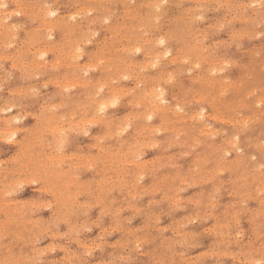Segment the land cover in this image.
I'll return each mask as SVG.
<instances>
[{"label":"rangeland","instance_id":"1","mask_svg":"<svg viewBox=\"0 0 264 264\" xmlns=\"http://www.w3.org/2000/svg\"><path fill=\"white\" fill-rule=\"evenodd\" d=\"M16 1H17V3H16ZM31 1L32 0H26V1L25 0H14V1L13 0H0V20H1L0 25H2V19L5 16L9 15V13H10L9 18H8L9 20L7 18L5 19L7 24L4 22L3 25L0 26V57L2 58V59H0V67H1L0 70L1 71L3 70L2 72L0 71V73H1L0 74V86L2 85L0 87L1 88L0 89V111H1L0 112V134H1L0 135V159L2 160V161L0 160V179H2V181L0 180L1 181L0 182V218L2 219V220L0 219V240H2V241H0V243H1L0 244V251H1L0 252V264H97V263L98 264H105V263L106 264H112L113 262H114L113 264H162V263L163 264H176V263L177 264H188V263L189 264H220V263L221 264H255V263L256 264H264V213H263L264 212V72H263L264 71L263 70V68H264V52H263L264 51V1L263 0H259V1L258 0H254V1L253 0H227V1L226 0H217V1L216 0H183V1L182 0H160V1L159 0H131V1H128V0H123V1H121V0H109V1L108 0H91V1L90 0H88V1L87 0H41L40 1V0H38V2H37V0H33L35 3H33V1L31 3ZM85 1H87V2H85ZM126 1H127V3H126ZM153 1H154V4H153ZM180 1H182L184 3L180 2ZM199 2H201V3H199ZM228 2H230V5ZM5 3H7V4H5ZM156 3H159V4H156ZM242 3H245L247 5L242 4ZM115 4H117V5H115ZM44 6L47 9V11L48 10H56V14L46 15L45 14L46 10H44ZM88 6H89V8H87ZM96 6H98V7H96ZM152 6H153V8H151ZM193 6H195V8ZM235 6H236V8H235ZM238 6H240V7H238ZM187 8H188V10H187ZM25 9H26V11H25ZM145 9H147V10H145ZM2 10H4V11L1 12ZM15 10H16V12H15ZM185 10H187V11H185ZM194 10H195V12H194ZM30 13L32 14L31 15L32 18L29 16ZM11 14H13V15H11ZM37 15L40 17H38V18L35 17ZM185 16H187V17L183 18ZM188 16H190V17H188ZM52 17H54L56 20ZM244 18H246V19H244ZM63 19H65V20H63ZM5 20H3V21H5ZM62 20H63V22H62ZM153 20H155L156 22ZM249 20H252V21H249ZM225 21H226V23H225ZM247 21H249V22H247ZM50 22H52V23H50ZM58 22L61 24H59ZM66 23H68V24L72 23L71 24L72 26L70 24L68 25ZM51 24L52 25L56 24V25L53 28V26L52 27L49 26ZM250 24H251V26H250ZM60 25H62V26H60ZM158 25H160V26H158ZM9 26L10 27L12 26V27L10 28ZM120 26H121V28H120ZM253 26L255 27V29H253ZM116 27H118V28H116ZM37 28H38V30H37ZM63 28H64V30H63ZM102 28H104V29H102ZM105 28H106V30H105ZM141 29H142V31H141ZM26 30H28V31H26ZM70 30H71V32H70ZM235 30H236V32H235ZM14 31H16V32H14ZM116 31H119V32L117 33ZM127 31H128V33H127ZM148 31H149V33H147V35H146V32H148ZM231 32H232V35H231ZM35 33H36V35H35ZM70 33H71V35L69 36ZM122 33L124 34V36ZM130 34H132V36ZM141 34L142 35L144 34L145 36L144 35L142 36ZM166 34H167V36H166ZM256 35H258V36H256ZM112 36H113V38H112ZM231 36H232V38H231ZM251 36H254V37L252 38ZM128 37H130L131 40ZM166 37H167V39H166ZM29 38H31V39H29ZM164 38H165V40H164ZM1 39L2 40L4 39V41H2ZM42 39H44V40H42ZM80 39H81V41H80ZM126 39H128V42H126L127 41ZM139 39H140V41H137ZM148 39H150V40H148ZM204 39H206V40H204ZM64 40H66V41H64ZM68 40H69L70 45L68 43H65V42H68ZM144 40H146V41L144 42ZM178 41H179V43H178ZM235 41L237 42V44L234 43ZM3 42L6 43L5 46L3 45L4 44ZM10 42H11V44H9ZM31 42L33 45H31ZM61 42H62V44H61ZM89 42H91V43H89ZM58 43H59V45H58ZM121 43H122V45H121ZM147 43H149V44H147ZM48 44H49V48H48ZM55 44L58 45L59 47L56 46ZM63 44L65 45V47ZM106 44L108 47L106 46ZM44 45H45L46 49L48 48L47 50L46 49L43 50V48H45ZM62 45H63V47H62ZM109 45L112 46L113 48L110 47ZM153 45H154V47H152ZM60 46H61V48H60ZM260 46L262 47V51H261ZM143 47H144V49H142ZM69 48H71L72 50ZM75 48L77 50H74ZM106 48H107V50H106ZM257 48H258V50H256ZM4 49H5V52H4ZM40 49H42V50H40ZM114 49H115V51H114ZM6 50H7V54H6ZM25 50H27V51H25ZM57 50L60 52V54L58 53ZM151 51L153 52V54ZM23 52H25L24 55H23ZM118 52H119V54H118ZM18 54L20 56H18ZM16 55H17V57H15ZM45 55H46V57H45ZM174 55H176L177 57ZM210 55H213V56H210ZM107 56H109V57H107ZM118 56L119 57L121 56V57L118 59ZM156 56H158L160 58H156ZM192 56H193V58H192ZM66 57H69V59ZM75 57H77V58H75ZM111 57L116 58V59H113V58L111 59ZM17 58H19V59L15 60ZM36 58H38V61ZM70 58H73V59H70ZM105 58H106V60H105ZM126 58H127V60H126ZM66 59L68 61H66ZM94 59H97V60H94ZM107 59H109V60H107ZM129 59H131V60H129ZM169 59H171V60H169ZM189 59L192 60L193 62L190 63ZM250 59L252 62L250 61ZM254 59L256 60V62L254 61ZM64 60H65V62H64ZM70 60H72L74 64L71 63ZM114 60L116 62H114ZM135 60L139 61V62L138 63L136 62V64H135V62H134ZM151 60H152V62H151ZM172 61H173V63H172ZM15 62L16 63L18 62V63L16 64ZM113 62H114V64H113ZM130 62H132V63L134 62L133 65ZM149 63L150 64L153 63V64L150 65ZM249 64H250V67H248ZM66 65H67V67H65ZM118 65H119V67H118ZM137 65L140 67H137ZM158 65H159V67H158ZM255 65H257V66H255ZM26 66H27V68H26ZM72 66H74V67H72ZM81 66H82V68H81ZM83 66H84V68H83ZM102 66H104V69H106V70H104V71L101 70V69H103ZM150 66H151V68H150ZM207 66L209 67L208 70H206ZM94 67H95V69H94ZM145 67L146 68L148 67V68L146 69ZM197 67H198V69H197ZM252 67H255V68L252 70ZM53 68H54V70H53ZM141 68L143 69V72H141ZM245 69L248 73L245 71ZM124 70H126V72ZM164 70H165V72H164ZM105 71H106V74H105ZM136 71H139V73ZM129 72H130V74H129ZM252 72H253V74H252ZM76 73H78V74H76ZM179 73H181V74H179ZM250 73L254 76V78H252V75ZM114 74H115V76H114ZM4 75H5V77H4ZM112 75H113V77H112ZM129 75H130V77H129ZM208 75H210V76H208ZM10 76H12V77L10 78ZM118 76H120V77H118ZM158 76L159 77L162 76V77L159 78ZM136 77H137V79H136ZM248 77L250 78V80L251 79L252 80L250 81L248 79ZM72 78H74V79H72ZM98 78H100V79H98ZM154 78H155V80H154ZM66 79L67 80L69 79L70 81L69 80L67 81ZM85 79H87V80H85ZM123 79L124 80L126 79V80L124 81ZM73 80H74V82H73ZM203 80H204V82H203ZM213 80H214V82H213ZM90 81H91V84H90ZM152 81H153V83H152ZM216 81H219V83ZM228 81H230V82H228ZM86 82H88V83H86ZM167 82H169V83H167ZM250 82H251V84H250ZM252 82H254V83H252ZM93 83H94V85H92ZM141 83H143V84H141ZM146 83H147V85H146ZM211 83H212V85H211ZM227 83H229V84L227 85ZM85 84H86V86H85ZM243 84L245 86L248 85L250 87H248V86L245 87ZM99 85H100V87H98ZM110 85H112V86H110ZM231 85H233L234 87H232ZM209 86H212L211 89ZM218 86H221V87L218 88ZM243 86H244V88H243ZM15 87H16V89H15ZM112 87H116V88H114L115 91L113 90ZM119 87H121V88H119ZM157 87H158V89H160V87L162 90L164 89L163 92H164V95H165L167 101L163 102L164 105L163 104L162 105L166 107L167 110H165V111H164L165 107H163V106L161 107V109H156V108H153L152 106H150L147 103V101L145 100V96H143L144 94L145 95L148 94L146 92H150L151 88L154 89ZM251 87H254V89H252ZM142 88H144V89H142ZM184 88H186V89H184ZM221 88H222V90H221ZM238 88H239V90H238ZM13 89H15V90L13 91ZM17 89H20V90L17 91ZM132 89H133V91H132ZM97 90L98 91L100 90V91L98 92ZM128 90H129L130 94H128ZM194 90H196V91H194ZM203 90H205V91L202 93ZM254 90L256 91V93ZM11 91H12V93H11ZM16 91H17V93H16ZM229 91H232V92H229ZM250 91H251V95L249 94ZM65 92H67V93H65ZM126 92H127V94H126ZM141 92L144 94L141 95L140 94ZM196 92H197V94H196ZM200 92L202 93L203 97L201 96ZM225 92H228V93L225 94ZM239 93H241V94H239ZM66 94H68V95H66ZM123 94H125V95H123ZM136 94H139V95H136ZM222 94H224V95H222ZM238 94H239V96H241V98L238 97ZM245 94L248 96L246 97ZM253 94H255V95H253ZM33 95H35V96H33ZM109 95H110V98H108ZM112 95H114V96H112ZM242 95H243V98H242ZM140 96H142L143 98ZM205 96H206L207 100H206V98H204ZM116 97H117V99H116ZM134 97H135V100L133 99ZM137 97H138V99H137ZM173 97H175V98H173ZM208 97L210 99H208ZM86 98H88V99H86ZM212 98H213V100H212ZM237 98H239L240 100H238ZM203 99H205L204 102H203ZM242 99L244 101L245 100L246 101L244 102ZM5 100H7V102ZM14 100H15V102H14ZM61 100L65 101V102H62ZM78 100H80V102ZM98 100L100 101V103L106 101V107L103 109L104 111L103 110L100 111V109H99L98 110L99 114L98 113L94 114V113H96L95 108L97 109V108L101 107V106H98V104H99ZM109 100H111V102ZM241 100H242V102H241ZM258 100H259V102H258ZM117 101H118V103H117ZM234 101H237V102L234 103ZM145 102H146V104H145ZM167 102H169V103L167 104ZM84 103H85V105H84ZM86 103H87V105H86ZM130 103H132V104H130ZM244 103L245 104L247 103L248 106L245 105ZM12 104H13V106H11ZM220 104H222V105H220ZM234 104L236 105L235 108L233 106ZM82 105H83V107H82ZM108 105H109V107H108ZM244 105H245V107L247 106V108H245ZM242 106H243V108H242ZM238 107H240L242 109H240ZM257 108H258V111H256ZM201 109H204L203 114L198 116L197 112L198 111L200 112ZM216 109L218 110V112ZM85 110H87L88 113L85 112ZM81 111H83V112H81ZM129 111L130 112L132 111V113L130 114ZM84 112H85V114H84ZM133 112H135V115ZM136 112H138V113H136ZM166 112H168V113H166ZM48 113L50 114V116ZM79 113H82L83 115L82 114L80 115ZM126 113H127V115H126ZM141 113H142V115H144L143 116L144 119H142L143 117H142ZM183 113H185L186 115ZM204 113L207 115H204ZM138 114H139V116H138ZM12 115L14 118L12 117ZM14 115L17 117H15ZM53 115H56V117L55 116L51 117ZM100 115H102V117ZM131 115L133 117H131ZM187 115H188V117H187ZM63 116H65V117H63ZM135 116H137L139 119ZM215 116H217V117H215ZM147 117H148V119H146ZM214 117H215V119H214ZM58 118H60L59 121H58ZM79 118H81V120ZM95 118H98V119H95ZM197 118H198V120H197ZM224 118H225V120H223ZM100 119H101V121H100ZM162 119H163V121H162ZM164 119H165V121H164ZM5 120H7V122H5ZM53 120H54V122H53ZM103 120H104V123H103ZM122 120L123 121L127 120L125 122H129V125H126L125 122H123ZM55 121H56L57 125H55ZM91 121L93 122V124L91 123ZM8 122L10 123V125ZM73 122H75V123H73ZM158 122L160 123V125ZM168 122H170V123H168ZM250 122H251V124H250ZM6 123H7V125H6ZM113 123H114V125H113ZM190 123H191V126H190ZM204 123H206L207 125ZM59 124L60 125L62 124V126H60ZM77 124H78V126H76ZM107 124H109V125H107ZM150 124H153V125H150ZM194 124L197 125L198 128L195 127ZM155 125H157L158 127ZM108 126H110V129L108 128ZM163 126H167V128H165ZM211 126H213L212 131H211ZM41 128H43V129H41ZM115 128H116V130H115ZM161 128L162 129L164 128V129L162 130ZM61 129L64 130L67 134L64 131H62ZM107 129H109V132ZM46 130H47V132H46ZM50 130H52V131H50ZM106 130L108 133L106 132ZM153 130H155V131H153ZM157 130H158V132H157ZM243 130H244V132H243ZM42 131H43V133H42ZM133 131H135V132H133ZM150 131H153V132H151L153 134H151V133L148 134V132H150ZM174 131H176V132H174ZM111 132H112V134H111ZM119 132H121L122 134ZM37 133H39L38 135H40V134L41 135L38 136ZM27 134H28V136H27ZM31 134H33V135H31ZM42 134H43V136H42ZM51 134L53 135L52 141H51ZM147 134H148V136H147ZM176 134H178V135H176ZM7 135H10L9 136L10 138ZM94 135H95V137H94ZM98 135H100L99 136L100 138H98ZM137 135H139V137ZM189 135H191V136H189ZM209 135H210V137H209ZM237 135H238V137H237ZM206 136H207V138H206ZM6 137L9 138V140ZM231 137L234 139L237 138L236 141L239 142L241 148L243 149V150L240 149L242 151V154H238L241 157H239V156L236 157V155L233 153V150H231V145L228 142V140ZM93 138H95V139H93ZM101 138H103V139L101 140ZM118 138H120L121 140ZM135 139L137 142L135 141ZM156 139H158V140H156ZM180 139L182 142L180 141ZM68 140H70V142ZM147 140H149L150 143ZM152 140H154V141H152ZM174 140H176V141H174ZM20 141H22V142H20ZM25 141H27V143H25ZM131 141H132V143H131ZM99 142H100V144H99ZM124 142H125V144H124ZM152 142H155V143H152ZM169 143H171V146ZM222 143H224V144H222ZM228 143L230 146L228 145ZM54 144H56V145L54 146ZM68 144H69V146H68ZM95 144H96V146H95ZM134 144L136 145V147L134 146ZM57 145H59L60 147ZM131 146L134 147L135 149L134 148L132 149ZM19 147H20V150H19ZM128 147L131 148V150L133 152L131 150H129V151L126 150V149H129ZM219 147L220 148L222 147V148L220 149ZM51 148L52 149L54 148L57 152L54 151V149L52 150ZM101 148L102 149L104 148V149L101 150ZM117 148L119 149V151ZM136 149H138V150H136ZM104 150H105V152H104ZM240 150L238 151V153H241ZM114 151H116V152H114ZM137 151L140 154H137L136 153ZM33 152H34V154H33ZM130 152H132V153H130ZM177 152H178V154H177ZM187 152H189V153H187ZM77 153H78V155H77ZM106 153H107V155H106ZM110 153L112 154V156H110L111 155ZM32 154H33V156H32ZM97 154H101V156L97 155ZM117 154H119L120 157H118ZM124 154H126V155H124ZM131 154H135L136 157H135V155L132 156ZM164 154H166V155H164ZM243 154H244V156H243ZM38 155L40 156L39 158H37ZM50 155H52L51 156L52 158L50 157ZM93 155H94V157H92ZM181 155H183V156H181ZM127 156H129V157H127ZM154 156H158L159 158L154 157ZM219 156H222V158L221 157L219 158ZM16 157H18V158H16ZM33 157H35V158H33ZM111 157H113L114 160ZM245 157H246V160H245ZM125 158H126V160L124 161ZM25 159H26L27 163H24ZM110 159H112L115 163ZM115 159H117L118 161L117 160L115 161ZM219 159H221V160H219ZM241 159H243L244 161ZM22 160H23V163H21ZM58 160L60 163L58 162V164H57ZM197 160H198V162H197ZM31 161H32V163H31ZM96 161H99V162H96ZM195 161H196V163H194ZM18 162H20V163H18ZM232 162L233 163L235 162L236 164L235 163L233 164ZM28 163L29 164L31 163V165H33V166L29 165ZM93 163L95 165H98V166H94ZM238 163H239V165H238ZM115 164H117L118 166ZM122 164H124V165H122ZM140 164H142L144 167V169H142L143 172H141L142 170L140 168H138V167L143 168L142 165H140ZM174 164H176V165H174ZM59 165H60V167H59ZM217 165H218V167H217ZM52 166L54 167L55 172H54ZM124 166L128 167L129 170L127 168H125ZM157 166H159V167H157ZM12 167H13V169H11ZM44 167H45V169H44ZM75 167H77V168H75ZM107 167H109V171H108ZM112 167L114 169H112ZM35 169H38V170H35ZM76 169H77V171H76ZM78 169L81 171H79ZM115 169H117V170H115ZM121 169H123V170H121ZM136 169H138V170H136ZM12 170H13V175H12ZM14 170L17 172H15ZM113 170H115V171H113ZM243 170H245V172ZM25 171H26L27 175H26ZM33 171H34V173H33ZM120 171H122V172H120ZM133 171H134V173H133ZM18 172L20 175L18 174ZM21 172H24V173H21ZM65 172H66V176L64 175ZM176 172L179 173L178 176H177ZM31 173L34 174V176ZM71 173L73 174L72 176H71ZM103 173H104V175H103ZM16 174H17V176H16ZM75 174H77V175H75ZM121 174H122V176H121ZM210 174L214 175L215 178H214V176H211ZM62 175H64V176H62ZM78 175H80L79 178H78ZM106 175H107V178H106ZM130 175H131V177H130ZM140 175H142L141 176L142 178L140 177V179H142L141 181H139ZM37 176H40L41 179L38 178ZM42 176L44 179L42 178ZM135 176L137 177V179ZM52 177H54V178H52ZM121 177H123L124 180H121V179H123ZM24 178H25V180H24ZM65 178L68 180L66 181ZM181 178H182V180H181ZM3 179H5V180H3ZM63 179L65 180V182H68L70 185L63 182ZM99 179H100V181H99ZM47 180H48V182H47ZM107 180H108V182H107ZM111 180H112L113 184H111ZM117 180L120 181L121 183L120 182L118 183ZM137 180H138V182H136ZM185 180L187 181L186 183L184 182ZM56 181L58 182V185H57ZM61 181H62V183H60ZM69 181H71L72 183H70ZM83 181H84V183H83ZM101 181H103V182H101ZM181 181H182V183H181ZM9 182H10V184H9ZM74 182H75V184H74ZM80 182H82V184ZM123 182L125 185L123 184L124 186L123 185L121 186V184ZM125 182H127V183H125ZM134 182H136V183H134ZM151 182H152V184H150ZM13 183H15V184H13ZM86 183L88 184V186ZM97 183L98 184L100 183L101 186L98 185ZM103 183H105V184H103ZM47 184L49 187H47ZM51 184H52V186H51ZM91 184H92V186H91ZM126 184H128V185H126ZM153 184L155 186H153ZM65 185H67V186H65ZM130 185H132V186H130ZM141 185H143V186H141ZM12 186L14 187V189ZM98 186L102 190H100L98 188ZM117 186H118V188H117ZM77 187H78V189L76 190L75 188H77ZM87 187L90 190L87 191ZM168 188L171 191L168 190ZM202 188H203V190H202ZM233 188L235 190H233ZM135 189H137V190L134 191ZM144 189H145V191H144ZM183 189H184V191H183ZM3 190H5L6 192H4ZM60 190L62 192L64 190L66 192H68V191L69 192L67 194L64 191L62 194V192ZM91 190H93V192ZM106 190H108V191H106ZM156 190H159V191L154 193ZM102 191H104L103 192L104 194H108V195H106V197H105V195L102 194ZM79 192H81V193H79ZM134 192H136V193H134ZM202 192H203V194H202ZM236 192H238V193H236ZM258 192H260V193H258ZM126 193H129V195ZM2 194H3V196H2ZM87 194H88V196H87ZM91 194H93V195H91ZM133 194H134V196H133ZM170 194H171V196H170ZM249 194H250V196H249ZM186 196H187V198H186ZM59 197L62 199L61 202H60V200H58V199H60ZM64 197H65V201H63ZM73 197H74V199H73ZM165 197H166V199H165ZM133 198H134V200H133ZM177 198H178V200H177ZM198 198H200V200ZM261 198L263 201L261 200ZM92 199H94V200H92ZM10 200H13V201L10 202ZM29 200H30V202H29ZM32 200L34 201L33 203H31ZM38 200H39V203H37ZM41 200H43V201H41ZM85 200H86V202H85ZM107 201H108V205H107ZM94 202L97 204H95ZM148 202H150V203H148ZM11 203H13V205ZM22 203H25L26 205L25 204L23 205ZM209 203H211V204H209ZM8 204H10V205L8 206ZM30 204H32V205H30ZM69 204H71V205L73 204V206L71 207V205H69ZM44 205H46V207ZM167 205H169V206H167ZM130 206L132 209H130ZM175 206H177V207L175 208ZM3 207L5 209H7V208L8 209L5 210ZM38 207L40 209H37ZM60 207L62 209H60ZM140 207H141V209L142 208H144V209H142L141 211L138 210V209H140ZM135 208L137 210H135ZM211 208H213V209H211ZM10 209L13 211H11ZM20 209H21V211H20ZM108 209H110V210L107 211ZM225 209H227V210H225ZM58 210H59V212H58ZM115 210H116V212H115ZM241 210H242V212H241ZM256 211H258V212H256ZM104 212H105V214H104ZM146 212H148V213H146ZM7 213L9 214V216L7 215ZM67 213L70 216L67 215ZM74 213H76V214H74ZM257 213H259V214H257ZM154 214H156V215H154ZM18 215H19V217H21L23 215L22 216L23 220L17 219ZM189 215H191V216H189ZM234 215H236V216L234 217ZM11 216L14 219L11 218ZM49 216H50V218H49ZM76 216H78V217H76ZM37 217H39V218H37ZM57 217H58V219H57ZM62 218H64V219H62ZM124 218H125V220H124ZM188 219L190 222L188 221ZM39 220H41V221H39ZM57 221H58V223H57ZM65 221L67 222V224ZM85 222H87L86 225H85ZM101 222H103V223H101ZM112 222H114V223H112ZM40 223H42V224H40ZM45 223H46V226H45ZM55 223H57V224H55ZM96 223H98V225ZM14 224H15V227H14ZM115 224H116V226H115ZM23 225H25V226H23ZM41 225L43 226L42 229H41ZM224 225H226L227 228ZM161 226L164 228H162ZM254 226H255V229H253ZM47 227H48V229H47ZM111 227H113V230ZM114 227H115V229H114ZM121 227H122V229H121ZM4 228H5V230H4ZM8 228H9V230H6ZM45 228H46V232H45ZM68 228H70V229H68ZM177 228H178V231H177ZM214 228H216V229L214 230ZM34 229L36 232L34 231ZM73 229L75 232L72 233ZM140 229H141V231H140ZM219 229L221 230V232ZM125 230L128 232L129 231H131V232L128 233ZM41 231H42V233H41ZM64 231H65V234L63 233ZM188 231H189V233H188ZM141 232H142V235H141ZM19 233H20V235L22 234L21 237L19 236ZM57 233H59V234H57ZM215 233H217L218 236H216ZM238 233H239V235H237ZM189 234H190V236L192 234V236L190 237ZM68 235H70V236L68 237ZM1 236H3V238H1ZM11 236H14V237L11 238ZM41 236H42V238H41ZM141 236H142V238H140ZM99 237H100V240H99ZM183 237H184V239H182ZM254 237H256V238H254ZM136 238L138 239V241ZM10 239H11V241H10ZM18 239H19V241H18ZM72 239L75 241H73ZM77 239H78V242H77ZM145 239H147V240H145ZM234 239L236 240V243H234L235 242ZM254 239H255V241H254ZM177 240H179V241H177ZM34 241H36V242H34ZM229 241L233 242V244L232 243L229 244ZM252 241H253V244H252ZM120 242H122L121 243L122 245L120 244ZM26 243L28 245H26ZM31 243H33V244H31ZM34 243H35V246H34ZM217 243H219V244H217ZM113 244H115V245H113ZM160 244H161V246L159 247ZM222 244H224V245L222 246ZM243 244H245V245H243ZM8 245L11 247H8ZM59 245L60 246L63 245V247H60ZM97 245H99V246H97ZM84 247H86L87 249L85 248L86 249L85 250ZM252 247H253V251L251 250ZM11 248L13 249L12 251H11ZM62 248H64V249H62ZM240 248H241V250H240ZM9 249H10V252H9ZM40 249L42 251H40ZM83 249H84V251H83ZM224 249H226V250H224ZM248 250H249V253H248ZM44 251H45V253H44ZM66 251H69V253H67ZM153 251H154V253H153ZM182 251H184V252H182ZM243 251L245 253H243ZM25 252H27V253H25ZM1 253H3V254H1ZM8 253H10V255ZM163 253H164V255H163ZM207 253H209L208 256H207ZM19 254H20V256H18ZM200 254H202V255H200ZM218 254H220L222 257ZM228 254H229V256H228ZM8 255H9V257H8ZM12 255L14 258L12 257ZM23 255H26V256H23ZM127 255L130 257H128ZM217 255L220 256L219 259H218ZM232 255H235V256L233 257ZM19 257H21V258H19ZM24 257H26L27 259ZM37 257H39L40 259ZM6 258H8V259H6ZM9 258L12 260V262L10 261ZM35 259H37V260H35ZM66 259H68V260H66ZM256 259H257V261H256ZM77 260H78V263L76 262ZM197 260H198V262H197ZM14 261H16L18 263H15ZM193 261H194V263H193ZM249 261H251V262H249ZM95 262H97V263H95Z\"/></svg>","mask_w":264,"mask_h":264},{"label":"bare ground","instance_id":"2","mask_svg":"<svg viewBox=\"0 0 264 264\" xmlns=\"http://www.w3.org/2000/svg\"><path fill=\"white\" fill-rule=\"evenodd\" d=\"M13 1H14V0H13ZM25 1H26V0H25ZM32 1H33V0H32ZM32 1H31V3H32ZM40 1H41V0H40ZM40 1H39V2H40ZM87 1H88V0H87ZM87 1H85V2H87ZM90 1H91V0H90ZM108 1H109V0H108ZM108 1H107V2H108ZM121 1H123V0H121ZM121 1H120V2H121ZM128 1H131V0H128ZM159 1H160V0H159ZM182 1H183V0H182ZM182 1H180V2H182ZM216 1H217V0H216ZM226 1H227V0H226ZM253 1H254V0H253ZM253 1H252V2H253ZM258 1H259V0H258ZM263 1H264V0H263ZM263 1H262V2H263ZM27 2H28V1H27ZM37 2H38V0H37ZM46 2H47V1H46ZM85 2H84V3H85ZM107 2H106V3H107ZM16 3H17V1H16ZM24 3H25V2H24ZM29 3H30V2H29ZM33 3H35V2L33 1ZM44 3H45V2H44ZM78 3H79V2H78ZM108 3H109V2H108ZM117 3H118V2H117ZM126 3H127V1H126ZM126 3H125V4H126ZM160 3H161V2H160ZM163 3H164V2H163ZM163 3H162V4H163ZM182 3H184V2H182ZM199 3H201V2H199ZM225 3H226V2H225ZM228 3H229V5H230V2H228ZM237 3H238V2H237ZM5 4H7V3H5ZM18 4H19V3H18ZM20 4H21V3H20ZM26 4H27V3H26ZM76 4H77V3H76ZM79 4H80V3H79ZM88 4H89V3H88ZM122 4H123V3H122ZM125 4H124V5H125ZM131 4H132V3H131ZM153 4H154V1H153ZM156 4H159V3H156ZM242 4H245V3H242ZM43 5H44V4H43ZM43 5H42V6H43ZM46 5H47V4H46ZM60 5H61V4H60ZM115 5H117V4H115ZM139 5H140V4H139ZM151 5H152V4H151ZM181 5H182V4H181ZM191 5H192V4H191ZM219 5H220V4H219ZM225 5H226V4H225ZM227 5H228V4H227ZM245 5H247V4H245ZM30 6H31V5H30ZM32 6H33V5H32ZM42 6H41V7H42ZM47 6H48V5H47ZM92 6H93V5H92ZM140 6H141V5H140ZM161 6H162V5H161ZM231 6H232V5H231ZM240 6H241V5H240ZM240 6H238V7H240ZM243 6H244V5H243ZM96 7H98V6H96ZM189 7H190V6H189ZM193 7L195 8V6H193ZM208 7H209V6H208ZM253 7H254V6H253ZM253 7H252V8H253ZM18 8H19V7H18ZM18 8H17V9H18ZM34 8H35V7H34ZM39 8H40V7H39ZM47 8H48V7H47ZM87 8H89V6H88ZM106 8H107V7H106ZM151 8H153V6H152ZM157 8H158V7H157ZM198 8H199V7H198ZM235 8H236V6H235ZM56 9H57V8H56ZM79 9H80V8H79ZM132 9H133V8H132ZM192 9H193V8H192ZM206 9H207V8H206ZM212 9H213V8H212ZM217 9H218V8H217ZM231 9H232V8H231ZM257 9H258V8H257ZM30 10H31V9H30ZM44 10H46V12H45L46 15H54V14H56V10H48V11H47V9L45 8V6H44ZM68 10H69V9H68ZM87 10H88V9H87ZM128 10H129V9H128ZM145 10H147V9H145ZM150 10H151V9H150ZM187 10H188V8H187ZM187 10H185V11H187ZM246 10H247V9H246ZM3 11H4V10H2L1 12H3ZM25 11H26V9H25ZM32 11H33V10H32ZM83 11H84V10H83ZM88 11H89V10H88ZM95 11H96V10H95ZM120 11H121V10H120ZM152 11H153V10H152ZM185 11H184V12H185ZM258 11H259V10H258ZM258 11H257V12H258ZM10 12H11V11H10ZM15 12H16V10H15ZM20 12H21V11H20ZM92 12H93V11H92ZM98 12H99V11H98ZM181 12H182V11H181ZM192 12H193V11H192ZM194 12H195V10H194ZM196 12H197V11H196ZM13 13H14V12H13ZM26 13H27V12H26ZM34 13H35V12H34ZM75 13H76V12H75ZM132 13H133V12H132ZM151 13H152V12H151ZM236 13H237V12H236ZM21 14H22V13H21ZM24 14H25V13H24ZM27 14H28V13H27ZM35 14H36V13H35ZM37 14H38V13H37ZM66 14H67V13H66ZM69 14H70V13H69ZM78 14H79V13H78ZM140 14H141V13H140ZM253 14H254V13H253ZM3 15H4V14H3ZM3 15H2V16H3ZM5 15H6V14H5ZM9 15H10V13H9ZM9 15L5 16L3 19L1 18V19H2V25H3L4 22L6 23V20H5V19H6V18L8 19V18H9ZM11 15H13V14H11ZM31 15H32V14L30 13L29 16L31 17ZM41 15H42V14H41ZM46 15H45V16H46ZM79 15H80V14H79ZM125 15H126V14H125ZM149 15H150V14H149ZM156 15H157V14H156ZM171 15H172V14H171ZM186 15H187V14H186ZM188 15H189V14H188ZM191 15H192V14H191ZM207 15H208V14H207ZM18 16H19V15H18ZM139 16H140V15H139ZM182 16H183V15H182ZM235 16H236V15H235ZM241 16H242V15H241ZM255 16H256V15H255ZM35 17L38 18V17H40V16L37 15V16H35ZM62 17H63V16H62ZM73 17H74V16H73ZM84 17H85V16H84ZM111 17H112V16H111ZM113 17H114V16H113ZM128 17H129V16H128ZM160 17H161V16H160ZM186 17H187V16H185V17H183V18H186ZM188 17H190V16H188ZM224 17H225V16H224ZM224 17H223V18H224ZM31 18H32V17H31ZM52 18H54V17H52ZM68 18H69V17H68ZM70 18H71V17H70ZM93 18H94V17H93ZM121 18H122V17H121ZM135 18H136V17H135ZM141 18H142V17H141ZM254 18H255V17H254ZM40 19H41V18H40ZM42 19H43V18H42ZM54 19H55V18H54ZM108 19H109V18H108ZM122 19H123V18H122ZM181 19H182V18H181ZM220 19H221V18H220ZM239 19H240V18H239ZM244 19H246V18H244ZM3 20H5V21H3ZM8 20H9V19H8ZM26 20H27V19H26ZM31 20H32V19H31ZM55 20H56V19H55ZM63 20H65V19H63ZM63 20H62V22H63ZM156 20H157V19H156ZM221 20H222V19H221ZM229 20H230V19H229ZM49 21H50V20H49ZM89 21H90V20H89ZM97 21H98V20H97ZM97 21H96V22H97ZM153 21H155V20H153ZM157 21H158V20H157ZM230 21H231V20H230ZM242 21H243V20H242ZM249 21H252V20H249ZM249 21H247V22H249ZM254 21H255V20H254ZM0 22H1V20H0ZM31 22H32V21H31ZM105 22H106V21H105ZM133 22H134V21H133ZM155 22H156V21H155ZM155 22H154V23H155ZM244 22H245V21H244ZM8 23H9V22H8ZM43 23H44V22H43ZM50 23H52V22H50ZM58 23H59V22H58ZM225 23H226V21H225ZM6 24H7V23H6ZM59 24H61V23H59ZM66 24H68V23H66ZM69 24H70V23H69ZM69 24H68V25H69ZM71 24H72V23H71ZM71 24H70V25H71ZM90 24H91V23H90ZM102 24H103V23H102ZM2 25H0V26H2ZM4 25H5V24H4ZM43 25H44V24H43ZM55 25H56V24H55ZM55 25H52V24H51V25H49V26H50V27L53 26V28H54ZM84 25H85V24H84ZM144 25H145V24H144ZM144 25H143V26H144ZM204 25H205V24H204ZM44 26H45V25H44ZM44 26H43V27H44ZM60 26H62V25H60ZM71 26H72V25H71ZM122 26H123V25H122ZM147 26H148V25H147ZM158 26H160V25H158ZM250 26H251V24H250ZM9 27H10V26H9ZM11 27H12V26H11ZM11 27H10V28H11ZM67 27H68V26H67ZM129 27H130V26H129ZM134 27H135V26H134ZM144 27H145V26H144ZM247 27H248V26H247ZM18 28H19V27H18ZM64 28H65V27H64ZM64 28H63V30H64ZM71 28H72V27H71ZM116 28H118V27H116ZM120 28H121V26H120ZM127 28H128V27H127ZM185 28H186V27H185ZM214 28H215V27H214ZM248 28H249V27H248ZM41 29H42V28H41ZM58 29H59V28H58ZM102 29H104V28H102ZM114 29H115V28H114ZM122 29H123V28H122ZM122 29H121V30H122ZM131 29H132V28H131ZM131 29H130V30H131ZM136 29H137V28H136ZM145 29H146V28H145ZM198 29H199V28H198ZM251 29H252V28H251ZM253 29H255L254 26H253ZM1 30H2V29H1ZM37 30H38V28H37ZM37 30H36V31H37ZM47 30H48V29H47ZM61 30H62V29H61ZM88 30H89V29H88ZM105 30H106V28H105ZM124 30H125V29H124ZM205 30H206V29H205ZM26 31H28V30H26ZM67 31H68V30H67ZM73 31H74V30H73ZM77 31H78V30H77ZM141 31H142V29H141ZM14 32H16V31H14ZM70 32H71V30H70ZM74 32H75V31H74ZM85 32H86V31H85ZM93 32H94V31H93ZM93 32H92V33H93ZM116 32L118 33L119 31H116ZM121 32H122V31H121ZM180 32H181V31H180ZM187 32H188V31H187ZM206 32H207V31H206ZM235 32H236V30H235ZM65 33H66V32H65ZM77 33H78V32H77ZM79 33H80V32H79ZM86 33H87V32H86ZM127 33H128V31H127ZM147 33H149V31L146 32V35H147ZM152 33H153V32H152ZM196 33H197V32H196ZM200 33H201V32H200ZM30 34H31V33H30ZM44 34H45V33H44ZM73 34H74V33H73ZM110 34H111V33H110ZM120 34H121V33H120ZM122 34H123V33H122ZM183 34H184V33H183ZM228 34H229V33H228ZM258 34H259V33H258ZM3 35H4V34H3ZM33 35H34V34H33ZM35 35H36V33H35ZM70 35H71V33L69 34V36H70ZM89 35H90V34H89ZM130 35L132 36V34H130ZM141 35H142V34H141ZM143 35H144V34H143ZM143 35H142V36H143ZM151 35H152V34H151ZM170 35H171V34H170ZM170 35H169V36H170ZM190 35H191V34H190ZM193 35H194V34H193ZM231 35H232V32H231ZM247 35H248V34H247ZM253 35H254V34H253ZM259 35H260V34H259ZM6 36H7V35H6ZM15 36H16V35H15ZM31 36H32V35H31ZM31 36H30V37H31ZM96 36H97V35H96ZM123 36H124V34H123ZM144 36H145V35H144ZM166 36H167V34H166ZM186 36H187V35H186ZM204 36H205V35H204ZM256 36H258V35H256ZM35 37H36V36H35ZM35 37H34V38H35ZM91 37H92V36H91ZM115 37H116V36H115ZM115 37H114V38H115ZM140 37H141V36H140ZM251 37L253 38L254 36H251ZM6 38H7V37H6ZM12 38H13V37H12ZM16 38H17V37H16ZM25 38H26V37H25ZM65 38H66V37H65ZM65 38H64V39H65ZM89 38H90V37H89ZM89 38H88V39H89ZM112 38H113V36H112ZM128 38L131 40L130 37H128ZM132 38H133V37H132ZM170 38H171V37H170ZM190 38H191V37H190ZM195 38H196V37H195ZM231 38H232V36H231ZM252 38H251V39H252ZM29 39H31V38H29ZM50 39H51V38H50ZM82 39H83V38H82ZM95 39H96V38H95ZM104 39H105V38H104ZM110 39H111V38H110ZM117 39H118V38H117ZM154 39H155V38H154ZM156 39H157V38H156ZM166 39H167V37H166ZM201 39H202V38H201ZM239 39H240V38H239ZM1 40H2V39H1ZM5 40H6V39H5ZM42 40H44V39H42ZM71 40H72V39H71ZM126 40H127L126 42H128V39H126ZM148 40H150V39H148ZM161 40H162V39H161ZM164 40H165V38H164ZM177 40H178V39H177ZM180 40H181V39H180ZM186 40H187V39H186ZM204 40H206V39H204ZM2 41H4V39H3ZM6 41H7V40H6ZM30 41H31V40H30ZM33 41H34V40H33ZM36 41H37V40H36ZM38 41H39V40H38ZM64 41H66V40H64ZM80 41H81V39H80ZM137 41H140V39L137 40ZM145 41H146V40H144V42H145ZM156 41H157V40H156ZM169 41H170V40H169ZM183 41H184V40H183ZM34 42H35V41H34ZM49 42H50V41H49ZM56 42H57V41H56ZM112 42H113V41H112ZM120 42H121V41H120ZM141 42H142V41H141ZM149 42H150V41H149ZM184 42H185V41H184ZM190 42H191V41H190ZM220 42H221V41H220ZM240 42H241V41H240ZM3 43H4V42H3ZM28 43H29V42H28ZM38 43H39V42H38ZM47 43H48V42H47ZM63 43H64V42H63ZM65 43H68V44L70 45L69 40H68V42H65ZM86 43H87V42H86ZM89 43H91V42H89ZM160 43H161V42H160ZM178 43H179V41H178ZM234 43L237 44L236 41H235ZM9 44H11V42H10ZM34 44H35V43H34ZM61 44H62V42H61ZM68 44H67V45H68ZM87 44H88V43H87ZM107 44H108V43H107ZM107 44H106V46H107ZM118 44H119V43H118ZM147 44H149V43H147ZM196 44H197V43H196ZM220 44H221V43H220ZM3 45L5 46L6 43H4ZM31 45H33L32 42H31ZM55 45H56V44H55ZM58 45H59V43H58ZM58 45H56V46H58ZM63 45H64V44H63ZM63 45H62V47H63ZM84 45H85V44H84ZM102 45H103V44H102ZM102 45H101V46H102ZM113 45H114V44H113ZM121 45H122V43H121ZM144 45H145V44H144ZM144 45H143V46H144ZM157 45H158V44H157ZM164 45H165V44H164ZM208 45H209V44H208ZM216 45H217V44H216ZM13 46H14V45H13ZM28 46H29V45H28ZM39 46H40V45H39ZM77 46H78V45H77ZM82 46H83V45H82ZM109 46H110V45H109ZM115 46H116V45H115ZM138 46H139V45H138ZM195 46H196V45H195ZM7 47H8V46H7ZM44 47H45V45H44ZM58 47H59V46H58ZM64 47H65V45H64ZM66 47H67V46H66ZM69 47H70V46H69ZM102 47H103V46H102ZM107 47H108V46H107ZM110 47H112V46H110ZM123 47H124V46H123ZM129 47H130V46H129ZM152 47H154V45H153ZM157 47H158V46H157ZM208 47H209V46H208ZM210 47H211V46H210ZM236 47H237V46H236ZM239 47H240V46H239ZM254 47H255V46H254ZM3 48H4V47H3ZM28 48H29V47H28ZM48 48H49V44H48ZM48 48H47V49H48ZM56 48H57V47H56ZM60 48H61V46H60ZM72 48H73V47H72ZM82 48H83V47H82ZM112 48H113V47H112ZM140 48H141V47H140ZM260 48H261V51H262V47H261V46H260ZM21 49H22V48H21ZM26 49H27V48H26ZM44 49H46V47L43 48V50H44ZM47 49H46V50H47ZM69 49H71V48H69ZM69 49H68V50H69ZM80 49H81V48H80ZM129 49H130V48H129ZM129 49H128V50H129ZM142 49H144V47H143ZM142 49H141V50H142ZM150 49H151V48H150ZM150 49H149V50H150ZM152 49H153V48H152ZM156 49H157V48H156ZM193 49H194V48H193ZM7 50H8V49H7ZM7 50H6V54H7ZM40 50H42V49H40ZM60 50H61V49H60ZM71 50H72V49H71ZM74 50H77V49L75 48ZM81 50H82V49H81ZM101 50H102V49H101ZM106 50H107V48H106ZM124 50H125V49H124ZM138 50H139V49H138ZM141 50H140V51H141ZM196 50H197V49H196ZM208 50H209V49H208ZM256 50H258V48H257ZM25 51H27V50H25ZM30 51H31V50H30ZM57 51H58V50H57ZM62 51H63V50H62ZM62 51H61V52H62ZM64 51H65V50H64ZM69 51H70V50H69ZM114 51H115V49H114ZM133 51H134V50H133ZM153 51H154V50H153ZM158 51H159V50H158ZM168 51H169V50H168ZM168 51H167V52H168ZM177 51H178V50H177ZM183 51H184V50H183ZM187 51H188V50H187ZM189 51H190V50H189ZM225 51H226V50H225ZM246 51H247V50H246ZM4 52H5V49H4ZM14 52H15V51H14ZM18 52H19V51H18ZM49 52H50V51H49ZM72 52H73V51H72ZM74 52H75V51H74ZM81 52H82V51H81ZM84 52H85V51H84ZM105 52H106V51H105ZM151 52H152V51H151ZM161 52H162V51H161ZM163 52H164V51H163ZM165 52H166V51H165ZM170 52H171V51H170ZM178 52H179V51H178ZM196 52H197V51H196ZM212 52H213V51H212ZM259 52H260V51H259ZM263 52H264V51H263ZM24 53H25V52H23V55H24ZM28 53H29V52H28ZM34 53H35V52H34ZM40 53H41V52H40ZM40 53H39V54H40ZM43 53H44V52H43ZM45 53H46V52H45ZM58 53L60 54L59 51H58ZM69 53H70V52H69ZM121 53H122V52H121ZM126 53H127V52H126ZM128 53H129V52H128ZM155 53H156V52H155ZM175 53H176V52H175ZM180 53H181V52H180ZM13 54H14V53H13ZM32 54H33V53H32ZM118 54H119V52H118ZM149 54H150V53H149ZM152 54H153V52H152ZM161 54H162V53H161ZM164 54H165V53H164ZM166 54H167V53H166ZM176 54H177V53H176ZM189 54H190V53H189ZM193 54H194V53H193ZM1 55H2V54H1ZM65 55H66V54H65ZM68 55H69V54H68ZM128 55H129V54H128ZM136 55H137V54H136ZM197 55H198V54H197ZM3 56H4V55H3ZM6 56H7V55H6ZM12 56H13V55H12ZM18 56H20V55L18 54ZM78 56H79V55H78ZM104 56H105V55H104ZM154 56H155V55H154ZM159 56H160V55H159ZM174 56H176V55H174ZM174 56H173V57H174ZM184 56H185V55H184ZM194 56H195V55H194ZM205 56H206V55H205ZM210 56H213V55H210ZM13 57H14V56H13ZM15 57H17V55H16ZM45 57H46V55H45ZM58 57H59V56H58ZM64 57H65V56H64ZM96 57H97V56H96ZM107 57H109V56H107ZM120 57H121V56H120ZM120 57L118 56V59H119ZM127 57H128V56H127ZM160 57H161V56H160ZM160 57L156 56V58H160ZM176 57H177V56H176ZM189 57H190V56H189ZM196 57H197V56H196ZM27 58H28V57H27ZM34 58H35V57H34ZM38 58H39V57H38ZM38 58H36L37 61H38ZM62 58H63V57H62ZM66 58L69 59V57H66ZM75 58H77V57H75ZM102 58H103V57H102ZM102 58H101V59H102ZM112 58H113V57H111V59H112ZM165 58H166V57H165ZM171 58H172V57H171ZM174 58H175V57H174ZM192 58H193V56H192ZM0 59H2V58L0 57ZM10 59H11V58H10ZM10 59H9V60H10ZM18 59H19V58L15 59V60H18ZM25 59H26V58H25ZM41 59H42V58H41ZM59 59H60V58H59ZM70 59H73V58H70ZM78 59H79V58H78ZM99 59H100V58H99ZM103 59H104V58H103ZM109 59H110V58H109ZM109 59H107V60H109ZM113 59H116V58H113ZM215 59H216V58H215ZM218 59H219V58H218ZM20 60H21V59H20ZM76 60H77V59H76ZM94 60H97V59H94ZM105 60H106V58H105ZM124 60H125V59H124ZM126 60H127V58H126ZM129 60H131V59H129ZM147 60H148V59H147ZM159 60H160V59H159ZM169 60H171V59H169ZM183 60H184V59H183ZM187 60H188V59H187ZM224 60H225V59H224ZM33 61H34V60H33ZM37 61H36V62H37ZM66 61H68V60L66 59ZM92 61H93V60H92ZM111 61H112V60H111ZM111 61H110V62H111ZM119 61H120V60H119ZM122 61H123V60H122ZM143 61H144V60H143ZM148 61H149V60H148ZM180 61H181V60H180ZM189 61H190V63L193 62V61L190 60V59H189ZM203 61H204V60H203ZM250 61H251V59H250ZM254 61L256 62L255 59H254ZM26 62H27V61H26ZM45 62H46V61H45ZM64 62H65V60H64ZM64 62H63V63H64ZM70 62L73 63L72 60H70ZM102 62H103V61H102ZM114 62H116V61L114 60ZM114 62H113V64H114ZM134 62H135V64H136V62L138 63L139 61H136V60H135ZM134 62H133V63H134ZM151 62H152V60H151ZM181 62H182V61H181ZM187 62H188V61H187ZM251 62H252V61H251ZM15 63H16V62H15ZM17 63H18V62H17ZM17 63H16V64H17ZM22 63H23V62H22ZM87 63H88V62H87ZM107 63H108V62H107ZM119 63H120V62H119ZM127 63H128V62H127ZM130 63H132V62H130ZM130 63H129V64H130ZM133 63H132V65H133ZM158 63H159V62H158ZM169 63H170V62H169ZM172 63H173V61H172ZM179 63H180V62H179ZM183 63H184V62H183ZM219 63H220V62H219ZM233 63H234V62H233ZM28 64H29V63H28ZM32 64H33V63H32ZM73 64H74V63H73ZM77 64H78V63H77ZM83 64H84V63H83ZM96 64H97V63H96ZM108 64H109V63H108ZM115 64H116V63H115ZM125 64H126V63H125ZM135 64H134V65H135ZM149 64H150V63H149ZM151 64H153V63H151ZM151 64H150V65H151ZM214 64H215V63H214ZM41 65H42V64H41ZM64 65H65V64H64ZM67 65H68V64H67ZM67 65H66L65 67H67ZM97 65H98V64H97ZM101 65H102V64H101ZM130 65H131V64H130ZM139 65H140V64H139ZM234 65H235V64H234ZM3 66H4V65H3ZM38 66H39V65H38ZM75 66H76V65H75ZM92 66H93V65H92ZM110 66H111V65H110ZM112 66H113V65H112ZM115 66H116V65H115ZM167 66H168V65H167ZM209 66H210V65H209ZM251 66H252V65H251ZM255 66H257V65H255ZM262 66H263V65H262ZM17 67H18V66H17ZM72 67H74V66H72ZM88 67H89V66H88ZM102 67H103V69H101V70H103V71L106 70V69H104V66H102ZM113 67H114V66H113ZM118 67H119V65H118ZM137 67H140V66L137 65ZM158 67H159V65H158ZM195 67H196V66H195ZM210 67H211V66H210ZM248 67H250V64H249ZM0 68H1V67H0ZM26 68H27V66H26ZM30 68H31V67H30ZM30 68H29V69H30ZM68 68H69V67H68ZM81 68H82V66H81ZM83 68H84V66H83ZM116 68H117V67H116ZM145 68H146V67H145ZM145 68H144V69H145ZM147 68H148V67H147ZM147 68H146V69H147ZM150 68H151V66H150ZM246 68H247V67H246ZM254 68H255V67H252V70H253ZM22 69H23V68H22ZM42 69H43V68H42ZM66 69H67V68H66ZM78 69H79V68H78ZM94 69H95V67H94ZM111 69H112V68H111ZM113 69H114V68H113ZM129 69H130V68H129ZM153 69H154V68H153ZM181 69H182V68H181ZM183 69H184V68H183ZM197 69H198V67H197ZM208 69H209V67L207 66V69H206V70H208ZM247 69H248V68H247ZM51 70H52V69H51ZM51 70H50V71H51ZM53 70H54V68H53ZM89 70H90V69H89ZM130 70H131V69H130ZM203 70H204V69H203ZM263 70H264V68H263ZM0 71H1V70H0ZM2 71H3V70H2ZM2 71H1V72H2ZM21 71H22V70H21ZM23 71H24V70H23ZM80 71H81V70H80ZM124 71L126 72V70H124ZM128 71H129V70H128ZM128 71H127V72H128ZM178 71H179V70H178ZM190 71H191V70H190ZM245 71H246V69H245ZM11 72H12V71H11ZM87 72H88V71H87ZM108 72H109V71H108ZM116 72H117V71H116ZM136 72L139 73V71H136ZM141 72H143V69H142V68H141ZM141 72H140V73H141ZM164 72H165V70H164ZM172 72H173V71H172ZM187 72H188V71H187ZM187 72H186V73H187ZM214 72H215V71H214ZM220 72H221V71H220ZM246 72H247V71H246ZM263 72H264V71H263ZM5 73H6V72H5ZM59 73H60V72H59ZM247 73H248V72H247ZM0 74H1V73H0ZM2 74H3V73H2ZM10 74H11V73H10ZM67 74H68V73H67ZM76 74H78V73H76ZM84 74H85V73H84ZM101 74H102V73H101ZM105 74H106V71H105ZM105 74H104V75H105ZM123 74H124V73H123ZM127 74H128V73H127ZM129 74H130V72H129ZM179 74H181V73H179ZM197 74H198V73H197ZM200 74H201V73H200ZM206 74H207V73H206ZM210 74H211V73H210ZM220 74H221V73H220ZM245 74H246V73H245ZM250 74H251V73H250ZM252 74H253V72H252ZM252 74H251V75H252ZM12 75H13V74H12ZM21 75H22V74H21ZM243 75H244V74H243ZM67 76H68V75H67ZM114 76H115V74H114ZM127 76H128V75H127ZM172 76H173V75H172ZM172 76H171V77H172ZM204 76H205V75H204ZM208 76H210V75H208ZM4 77H5V75H4ZM7 77H8V76H7ZM11 77H12V76H10V78H11ZM31 77H32V76H31ZM33 77H34V76H33ZM73 77H74V76H73ZM83 77H84V76H83ZM88 77H89V76H88ZM112 77H113V75H112ZM118 77H120V76H118ZM129 77H130V75H129ZM133 77H134V76H133ZM151 77H152V76H151ZM158 77H159V76H158ZM161 77H162V76H161ZM161 77H159V78H161ZM168 77H169V76H168ZM171 77H170V78H171ZM199 77H200V76H199ZM205 77H206V76H205ZM215 77H216V76H215ZM215 77H214V78H215ZM217 77H218V76H217ZM227 77H228V76H227ZM250 77H251V76H250ZM10 78H9V79H10ZM28 78H29V77H28ZM49 78H50V77H49ZM54 78H55V77H54ZM85 78H86V77H85ZM125 78H126V77H125ZM127 78H128V77H127ZM144 78H145V77H144ZM210 78H211V77H210ZM218 78H219V77H218ZM252 78H254L253 75H252ZM256 78H257V77H256ZM64 79H65V78H64ZM72 79H74V78H72ZM75 79H76V78H75ZM98 79H100V78H98ZM128 79H129V78H128ZM128 79H127V80H128ZM136 79H137V77H136ZM150 79H151V78H150ZM152 79H153V78H152ZM204 79H205V78H204ZM248 79L250 80L249 77H248ZM49 80H50V79H49ZM66 80H67V79H66ZM68 80H69V79H68ZM68 80H67V81H68ZM85 80H87V79H85ZM91 80H92V79H91ZM109 80H110V79H109ZM123 80H124V79H123ZM125 80H126V79H125ZM125 80H124V81H125ZM154 80H155V78H154ZM163 80H164V79H163ZM169 80H170V79H169ZM189 80H190V79H189ZM191 80H192V79H191ZM195 80H196V79H195ZM228 80H229V79H228ZM251 80H252V79H251ZM251 80H250V81H251ZM54 81H55V80H54ZM69 81H70V80H69ZM96 81H97V80H96ZM139 81H140V80H139ZM148 81H149V80H148ZM165 81H166V80H165ZM165 81H164V82H165ZM193 81H194V80H193ZM210 81H211V80H210ZM45 82H46V81H45ZM73 82H74V80H73ZM98 82H99V81H98ZM98 82H97V83H98ZM108 82H109V81H108ZM118 82H119V81H118ZM169 82H170V81H169ZM169 82H167V83H169ZM199 82H200V81H199ZM203 82H204V80H203ZM213 82H214V80H213ZM216 82L219 83V81H216ZM220 82H221V81H220ZM226 82H227V81H226ZM228 82H230V81H228ZM247 82H248V81H247ZM71 83H72V82H71ZM86 83H88V82H86ZM102 83H103V82H102ZM102 83H101V84H102ZM109 83H110V82H109ZM152 83H153V81H152ZM207 83H208V82H207ZM232 83H233V82H232ZM240 83H241V82H240ZM243 83H244V82H243ZM245 83H246V82H245ZM252 83H254V82H252ZM44 84H45V83H44ZM66 84H67V83H66ZM90 84H91V81H90ZM103 84H104V83H103ZM138 84H139V83H138ZM141 84H143V83H141ZM158 84H159V83H158ZM228 84H229V83H227V85H228ZM250 84H251V82H250ZM34 85H35V84H34ZM53 85H54V84H53ZM92 85H94V83H93ZM146 85H147V83H146ZM200 85H201V84H200ZM211 85H212V83H211ZM222 85H223V84H222ZM224 85H225V84H224ZM243 85H244V84H243ZM1 86H2V85H1ZM1 86H0V87H1ZM72 86H73V85H72ZM81 86H82V85H81ZM85 86H86V84H85ZM88 86H89V85H88ZM107 86H108V85H107ZM110 86H112V85H110ZM231 86L234 87L233 85H231ZM244 86H245V85H244ZM244 86H243V88H244ZM246 86H248V85H246ZM246 86H245V87H246ZM44 87H45V86H44ZM73 87H74V86H73ZM98 87H100V85H99ZM103 87H104V86H103ZM135 87H136V86H135ZM138 87H139V86H138ZM143 87H144V86H143ZM153 87H154V86H153ZM186 87H187V86H186ZM209 87H210V89H211L212 86H209ZM213 87H214V86H213ZM220 87H221V86H218V88H220ZM225 87H226V86H225ZM248 87H250V86H248ZM17 88H18V87H17ZM67 88H68V87H67ZM69 88H70V87H69ZM112 88H113V90H114V88H116V87H112ZM119 88H121V87H119ZM140 88H141V87H140ZM226 88H227V87H226ZM235 88H236V87H235ZM241 88H242V87H241ZM243 88H242V89H243ZM251 88L254 89V87H251ZM0 89H1V88H0ZM15 89H16V87H15ZM15 89H13V91H14ZM26 89H27V88H26ZM31 89H32V88H31ZM58 89H59V88H58ZM93 89H94V88H93ZM126 89H127V88H126ZM136 89H137V88H136ZM142 89H144V88H142ZM145 89H146V88H145ZM160 89H161V87H160ZM160 89H158V87H157V88H154V89L151 88V91H150V92H146V93H148V94L145 95V94L142 93V92H141L140 94H141V95L144 94L143 96H145V100L147 101V103H148L150 106H152L153 108H156V109H161V107L164 105L163 102H166L167 99H166V97H165V95H164V92H163L164 89H163V90H162V89L160 90ZM184 89H186V88H184ZM202 89H203V88H202ZM212 89H213V88H212ZM228 89H229V88H228ZM245 89H246V88H245ZM18 90H20V89H17V91H18ZM27 90H28V89H27ZM129 90H130V89H129ZM129 90H128V94H130V93H129ZM205 90H206V89H205ZM205 90H203L202 93H203ZM221 90H222V88H221ZM238 90H239V88H238ZM246 90H247V89H246ZM246 90H245V91H246ZM17 91H16V93H17ZM97 91H98V90H97ZM99 91H100V90H99ZM99 91H98V92H99ZM109 91H110V90H109ZM114 91H115V90H114ZM116 91H117V90H116ZM132 91H133V89H132ZM134 91H135V90H134ZM194 91H196V90H194ZM223 91H224V90H223ZM225 91H226V90H225ZM236 91H237V90H236ZM236 91H235V92H236ZM245 91H244V92H245ZM254 91H255V90H254ZM62 92H63V91H62ZM67 92H68V91H67ZM67 92H65V93H67ZM98 92H97V93H98ZM107 92H108V91H107ZM112 92H113V91H112ZM130 92H131V91H130ZM181 92H182V91H181ZM229 92H232V91H229ZM239 92H240V91H239ZM9 93H10V92H9ZM11 93H12V91H11ZM25 93H26V92H25ZM97 93H96V94H97ZM113 93H114V92H113ZM122 93H123V92H122ZM202 93L200 92L201 96H202ZM213 93H214V92H213ZM226 93H228V92H225V94H226ZM245 93H246V92H245ZM248 93H249V92H248ZM255 93H256V91H255ZM18 94H19V93H18ZM33 94H34V93H33ZM79 94H80V93H79ZM100 94H101V93H100ZM126 94H127V92H126ZM133 94H134V93H133ZM196 94H197V92H196ZM205 94H206V93H205ZM207 94H208V93H207ZM235 94H236V93H235ZM239 94H241V93H239ZM239 94H238V97L241 98V96H239ZM249 94L251 95V91H250ZM20 95H21V94H20ZM27 95H28V94H27ZM66 95H68V94H66ZM101 95H102V94H101ZM110 95H111V94H110ZM110 95L108 96V98H110ZM118 95H119V94H118ZM123 95H125V94H123ZM136 95H139V94H136ZM186 95H187V94H186ZM208 95H209V94H208ZM210 95H211V94H210ZM220 95H221V94H220ZM222 95H224V94H222ZM245 95H246V94H245ZM253 95H255V94H253ZM30 96H31V95H30ZM33 96H35V95H33ZM71 96H72V95H71ZM90 96H91V95H90ZM94 96H95V95H94ZM102 96H103V95H102ZM102 96H101V97H102ZM112 96H114V95H112ZM116 96H117V95H116ZM247 96H248V95H246V97H247ZM258 96H259V95H258ZM83 97H84V96H83ZM118 97H119V96H118ZM120 97H121V96H120ZM140 97H142V96H140ZM192 97H193V96H192ZM202 97H203V96H202ZM202 97H201V98H202ZM216 97H217V96H216ZM223 97H224V96H223ZM223 97H222V98H223ZM256 97H257V96H256ZM84 98H85V97H84ZM142 98H143V97H142ZM173 98H175V97H173ZM204 98H206V96H205ZM242 98H243V95H242ZM86 99H88V98H86ZM104 99H105V98H104ZM116 99H117V97H116ZM119 99H120V98H119ZM129 99H130V98H129ZM133 99L135 100V97H134ZM137 99H138V97H137ZM139 99H140V98H139ZM194 99H195V98H194ZM208 99H210V98L208 97ZM217 99H218V98H217ZM219 99H220V98H219ZM237 99L240 100L239 98H237ZM244 99H245V98H244ZM249 99H250V98H249ZM254 99H255V98H254ZM94 100H95V99H94ZM204 100H205V99H203V102H204ZM206 100H207V98H206ZM212 100H213V98H212ZM242 100H243V99H242ZM242 100H241V102H242ZM256 100H257V99H256ZM5 101L7 102V100H5ZM61 101H62V100H61ZM78 101L80 102V100H78ZM78 101H77V102H78ZM91 101H92V100H91ZM98 101H99V100H98ZM102 101H103V100H102ZM109 101L111 102V100H109ZM132 101H133V100H132ZM180 101H181V100H180ZM196 101H197V100H196ZM201 101H202V100H201ZM243 101H244V100H243ZM245 101H246V100H245ZM245 101H244V102H245ZM247 101H248V100H247ZM14 102H15V100H14ZM42 102H43V101H42ZM62 102H65V101H62ZM79 102H78V103H79ZM88 102H89V101H88ZM130 102H131V101H130ZM224 102H225V101H224ZM226 102H227V101H226ZM228 102H229V101H228ZM230 102H231V101H230ZM235 102H237V101H234V103H235ZM253 102H254V101H253ZM258 102H259V100H258ZM3 103H4V102H3ZM60 103H61V102H60ZM92 103H93V102H92ZM94 103H95V102H94ZM98 103H99L98 106H101V107H99V108H97V109L95 108L96 113H94V114H97V113L99 114V111H98V110L100 109V111H102V110L106 107V101L101 102V103H100V101H99ZM117 103H118V101H117ZM138 103H139V102H138ZM143 103H144V102H143ZM168 103H169V102H167V104H168ZM179 103H180V102H179ZM189 103H190V102H189ZM61 104H62V103H61ZM109 104H110V103H109ZM130 104H132V103H130ZM145 104H146V102H145ZM162 104H163V105H162ZM212 104H213V103H212ZM212 104H211V105H212ZM223 104H224V103H223ZM237 104H238V103H237ZM244 104H245V103H244ZM256 104H257V103H256ZM261 104H262V103H261ZM18 105H19V104H18ZM84 105H85V103H84ZM86 105H87V103H86ZM135 105H136V104H135ZM220 105H222V104H220ZM226 105H227V104H226ZM245 105H247V103H246ZM245 105H244V107H245ZM253 105H254V104H253ZM11 106H13V104H12ZM51 106H52V105H51ZM55 106H56V105H55ZM80 106H81V105H80ZM141 106H142V105H141ZM213 106H214V105H213ZM224 106H225V105H224ZM233 106H234V108L236 107L235 104H234ZM233 106H232V107H233ZM247 106H248V105H247ZM247 106H246L245 108H247ZM254 106H255V105H254ZM9 107H10V106H9ZM42 107H43V106H42ZM60 107H61V106H60ZM82 107H83V105H82ZM108 107H109V105H108ZM113 107H114V106H113ZM163 107H165V106H163ZM168 107H169V106H168ZM182 107H183V106H182ZM198 107H199V106H198ZM261 107H262V106H261ZM57 108H58V107H57ZM84 108H85V107H84ZM147 108H148V107H147ZM238 108H240V107H238ZM242 108H243V106H242ZM242 108H240V109H242ZM262 108H263V107H262ZM2 109H3V108H2ZM37 109H38V108H37ZM176 109H177V108H176ZM213 109H214V108H213ZM240 109H239V110H240ZM51 110H52V109H51ZM56 110H57V109H56ZM154 110H155V109H154ZM165 110H167L166 107H165L164 111H165ZM178 110H179V109H178ZM182 110H183V109H182ZM194 110H195V109H194ZM205 110H206V109H205ZM214 110H215V109H214ZM216 110H217V109H216ZM237 110H238V109H237ZM79 111H80V110H79ZM83 111H84V110H83ZM83 111H81V112H83ZM97 111H98V112H97ZM103 111H104V110H103ZM173 111H174V110H173ZM203 111H204V109H201L200 112H199V111H198V112L196 111V112L198 113V116H200V115L203 114ZM256 111H258V108H257ZM259 111H260V110H259ZM0 112H1V111H0ZM39 112H40V111H39ZM39 112H38V113H39ZM85 112L88 113L87 110H85ZM85 112H84V114H85ZM129 112H130V111H129ZM142 112H143V111H142ZM147 112H148V111H147ZM152 112H153V111H152ZM162 112H163V111H162ZM169 112H170V111H169ZM176 112H177V111H176ZM217 112H218V110H217ZM20 113H21V112H20ZM105 113H106V112H105ZM127 113H128V112H127ZM127 113H126V115H127ZM131 113H132V111L130 112V114H131ZM133 113H134V115H135V112H133ZM136 113H138V112H136ZM139 113H140V112H139ZM166 113H168V112H166ZM179 113H180V112H179ZM224 113H225V112H224ZM26 114H27V113H26ZM48 114H49V113H48ZM53 114H54V113H53ZM70 114H71V113H70ZM79 114L81 115L82 113H79ZM100 114H101V113H100ZM124 114H125V113H124ZM147 114H148V113H147ZM154 114H155V113H154ZM162 114H163V113H162ZM172 114H173V113H172ZM183 114H185V113H183ZM208 114H209V113H208ZM30 115H31V114H30ZM72 115H73V114H72ZM75 115H76V114H75ZM82 115H83V114H82ZM126 115H125V116H126ZM141 115H142V113H141ZM174 115H175V114H174ZM179 115H180V114H179ZM185 115H186V114H185ZM204 115H207V114L204 113ZM219 115H220V114H219ZM14 116H15V115H14ZM39 116H40V115H39ZM49 116H50V114H49ZM54 116L56 117V115H53V116H51V117H54ZM69 116H70V115H69ZM93 116H94V115H93ZM98 116H99V115H98ZM98 116H97V117H98ZM100 116L102 117V115H100ZM138 116H139V114H138ZM143 116H144V115H142V117H143ZM168 116H169V115H168ZM171 116H172V115H171ZM177 116H178V115H177ZM177 116H176V117H177ZM183 116H184V115H183ZM232 116H233V115H232ZM245 116H246V115H245ZM3 117H4V116H3ZM12 117H13V115H12ZM12 117H11V118H12ZM15 117H17V116H15ZM40 117H41V116H40ZM63 117H65V116H63ZM73 117H74V116H73ZM128 117H129V116H128ZM131 117H133V116L131 115ZM135 117H137V116H135ZM145 117H146V116H145ZM166 117H167V116H166ZM169 117H170V116H169ZM178 117H179V116H178ZM187 117H188V115H187ZM203 117H204V116H203ZM215 117H217V116H215ZM215 117H214V119H215ZM9 118H10V117H9ZM13 118H14V117H13ZM70 118H71V117H70ZM82 118H83V117H82ZM99 118H100V117H99ZM105 118H106V117H105ZM126 118H127V117H126ZM137 118H138V117H137ZM180 118H181V117H180ZM184 118H185V117H184ZM192 118H193V117H192ZM192 118H191V119H192ZM194 118H195V117H194ZM237 118H238V117H237ZM2 119H3V118H2ZM5 119H6V118H5ZM59 119H60V118H58V121H59ZM61 119H62V118H61ZM79 119L81 120V118H79ZM92 119H93V118H92ZM95 119H98V118H95ZM95 119H94V120H95ZM111 119H112V118H111ZM118 119H119V118H118ZM133 119H134V118H133ZM138 119H139V118H138ZM138 119H137V120H138ZM142 119H144V117H143ZM146 119H148V117H147ZM166 119H167V118H166ZM170 119H171V118H170ZM182 119H183V118H182ZM217 119H218V118H217ZM228 119H229V118H228ZM235 119H236V118H235ZM63 120H64V119H63ZM72 120H73V119H72ZM90 120H91V119H90ZM104 120H105V119H104ZM104 120H103V123H104ZM129 120H130V119H129ZM197 120H198V118H197ZM219 120H220V119H219ZM219 120H218V121H219ZM223 120H225V118H224ZM244 120H245V119H244ZM2 121H3V120H2ZM8 121H9V120H8ZM11 121H12V120H11ZM51 121H52V120H51ZM56 121H57V120H56ZM56 121H55V125H57V124H56ZM58 121H57V122H58ZM61 121H62V120H61ZM100 121H101V119H100ZM108 121H109V120H108ZM120 121H121V120H120ZM122 121H123V120H122ZM125 121H127V120H125ZM125 121H123V122H125ZM130 121H131V120H130ZM146 121H147V120H146ZM146 121H145V122H146ZM162 121H163V119H162ZM162 121H161V122H162ZM164 121H165V119H164ZM168 121H169V120H168ZM237 121H238V120H237ZM3 122H4V121H3ZM5 122H7V120H5ZM12 122H13V121H12ZM53 122H54V120H53ZM62 122H63V121H62ZM88 122H89V121H88ZM97 122H98V121H97ZM106 122H107V121H106ZM142 122H143V121H142ZM202 122H203V121H202ZM204 122H205V121H204ZM244 122H245V121H244ZM252 122H253V121H252ZM8 123H9V122H8ZM39 123H40V122H39ZM45 123H46V122H45ZM63 123H64V122H63ZM68 123H69V122H68ZM70 123H71V122H70ZM73 123H75V122H73ZM91 123L93 124L92 121H91ZM101 123H102V122H101ZM101 123H100V124H101ZM127 123H128V124H127ZM158 123H159V122H158ZM168 123H170V122H168ZM168 123H167V124H168ZM172 123H173V122H172ZM208 123H209V122H208ZM52 124H53V123H52ZM81 124H82V123H81ZM105 124H106V123H105ZM120 124H121V123H120ZM125 124H126V125H129V122H125ZM132 124H133V123H132ZM174 124H175V123H174ZM174 124H173V125H174ZM204 124H206V123H204ZM204 124H203V125H204ZM243 124H244V123H243ZM250 124H251V122H250ZM6 125H7V123H6ZM9 125H10V123H9ZM13 125H14V124H13ZM48 125H49V124H48ZM59 125H60V124H59ZM107 125H109V124H107ZM113 125H114V123H113ZM145 125H146V124H145ZM150 125H153V124H150ZM157 125H158V124H157ZM157 125H155V126H157ZM159 125H160V123H159ZM194 125H195V124H194ZM206 125H207V124H206ZM4 126H5V125H4ZM34 126H35V125H34ZM38 126H39V125H38ZM60 126H62V124H61ZM76 126H78V124H77ZM79 126H80V125H79ZM82 126H83V125H82ZM89 126H90V125H89ZM117 126H118V125H117ZM117 126H116V127H117ZM139 126H140V125H139ZM155 126H154V127H155ZM190 126H191V123H190ZM239 126H240V125H239ZM10 127H11V126H10ZM80 127H81V126H80ZM119 127H120V126H119ZM127 127H128V126H127ZM146 127H147V126H146ZM157 127H158V126H157ZM163 127L167 128V126H163ZM193 127H194V126H193ZM195 127L198 128L197 125H195ZM200 127H201V126H200ZM204 127H205V126H204ZM212 127H213V126H211V131H212ZM27 128H28V127H27ZM30 128H31V127H30ZM34 128H35V127H34ZM55 128H56V127H55ZM66 128H67V127H66ZM108 128L110 129V126H108ZM176 128H177V127H176ZM181 128H182V127H181ZM184 128H185V127H184ZM202 128H203V127H202ZM7 129H8V128H7ZM19 129H20V128H19ZM25 129H26V128H25ZM38 129H39V128H38ZM41 129H43V128H41ZM46 129H47V128H46ZM53 129H54V128H53ZM83 129H84V128H83ZM109 129H107L108 132H109ZM150 129H151V128H150ZM152 129H153V128H152ZM161 129H162V128H161ZM163 129H164V128H163ZM163 129H162V130H163ZM206 129H207V128H206ZM30 130H31V129H30ZM44 130H45V129H44ZM44 130H43V131H44ZM54 130H55V129H54ZM61 130H62V129H61ZM81 130H82V129H81ZM84 130H85V129H84ZM107 130H106V132H107ZM115 130H116V128H115ZM117 130H118V129H117ZM155 130H156V129H155ZM155 130H153V131H155ZM181 130H182V129H181ZM183 130H184V129H183ZM193 130H194V129H193ZM200 130H201V129H200ZM208 130H209V129H208ZM213 130H214V129H213ZM241 130H242V129H241ZM245 130H246V129H245ZM3 131H4V130H3ZM7 131H8V130H7ZM43 131H42V133H43ZM50 131H52V130H50ZM62 131H64V130H62ZM121 131H122V130H121ZM139 131H140V130H139ZM139 131H138V132H139ZM142 131H143V130H142ZM153 131L148 132V134L151 133V132H153ZM14 132H15V131H14ZM46 132H47V130H46ZM46 132H45V133H46ZM56 132H57V131H56ZM64 132H65V131H64ZM83 132H84V131H83ZM108 132H107V133H108ZM133 132H135V131H133ZM138 132H137V133H138ZM157 132H158V130H157ZM160 132H161V131H160ZM174 132H176V131H174ZM174 132H173V133H174ZM182 132H183V131H182ZM194 132H195V131H194ZM219 132H220V131H219ZM243 132H244V130H243ZM2 133H3V132H2ZM11 133H12V132H11ZM45 133H44V134H45ZM61 133H62V132H61ZM65 133H66V132H65ZM74 133H75V132H74ZM119 133H121V132H119ZM139 133H140V132H139ZM223 133H224V132H223ZM3 134H4V133H3ZM35 134H36V133H35ZM35 134H34V135H35ZM38 134H39V133H37V135H38ZM56 134H57V133H56ZM66 134H67V133H66ZM81 134H82V133H81ZM84 134H85V133H84ZM111 134H112V132H111ZM111 134H110V135H111ZM121 134H122V133H121ZM148 134H147V136H148ZM151 134H153V133H151ZM154 134H155V133H154ZM180 134H181V133H180ZM184 134H185V133H184ZM210 134H211V133H210ZM213 134H214V133H213ZM224 134H225V133H224ZM0 135H1V134H0ZM10 135H11V134H10ZM10 135H7V136L9 137ZM24 135H25V134H24ZM29 135H30V134H29ZM31 135H33V134H31ZM40 135H41V134H40ZM40 135H38V136H40ZM143 135H144V134H143ZM155 135H156V134H155ZM174 135H175V134H174ZM176 135H178V134H176ZM192 135H193V134H192ZM4 136H5V135H4ZM27 136H28V134H27ZM27 136H26V137H27ZM42 136H43V134H42ZM52 136H53V135L51 134V141H52ZM56 136H57V135H56ZM60 136H61V135H60ZM96 136H97V135H96ZM99 136H100V135H98V138H100ZM119 136H120V135H119ZM137 136L139 137V135H137ZM141 136H142V135H141ZM189 136H191V135H189ZM189 136H188V137H189ZM23 137H24V136H23ZM23 137H22V138H23ZM31 137H32V136H31ZM36 137H37V136H36ZM58 137H59V136H58ZM58 137H57V138H58ZM94 137H95V135H94ZM101 137H102V136H101ZM111 137H112V136H111ZM194 137H195V136H194ZM209 137H210V135H209ZM232 137H233V136H232ZM232 137L230 138L231 140H230V139L228 140V142H229L230 145H231V150H233V153L236 155V157H238V156H239L238 154H242V151H241V150H243V149L241 148L239 142L236 141L237 138L234 139V138H232ZM237 137H238V135H237ZM6 138H7V137H6ZM9 138H10V137H9ZM9 138H7V139L9 140ZM44 138H45V137H44ZM66 138H67V137H66ZM68 138H69V137H68ZM104 138H105V137H104ZM107 138H108V137H107ZM133 138H134V137H133ZM206 138H207V136H206ZM26 139H27V138H26ZM93 139H95V138H93ZM102 139H103V138H101V140H102ZM118 139H120V138H118ZM170 139H171V138H170ZM177 139H178V138H177ZM5 140H6V139H5ZM44 140H45V139H44ZM55 140H56V139H55ZM57 140H58V139H57ZM98 140H99V139H98ZM120 140H121V139H120ZM123 140H124V139H123ZM156 140H158V139H156ZM159 140H160V139H159ZM171 140H172V139H171ZM192 140H193V139H192ZM210 140H211V139H210ZM249 140H250V139H249ZM13 141H14V140H13ZM59 141H60V140H59ZM63 141H64V140H63ZM68 141L70 142V140H68ZM74 141H75V140H74ZM135 141H136V139H135ZM147 141L149 142V140H147ZM147 141H146V142H147ZM152 141H154V140H152ZM165 141H166V140H165ZM172 141H173V140H172ZM174 141H176V140H174ZM180 141H181V139H180ZM194 141H195V140H194ZM225 141H226V140H225ZM20 142H22V141H20ZM20 142H19V143H20ZM100 142H101V141H100ZM100 142H99V144H100ZM136 142H137V141H136ZM159 142H160V141H159ZM181 142H182V141H181ZM184 142H185V141H184ZM184 142H183V143H184ZM202 142H203V141H202ZM226 142H227V141H226ZM25 143H27V141H25ZM42 143H43V142H42ZM105 143H106V142H105ZM128 143H129V142H128ZM131 143H132V141H131ZM138 143H139V142H138ZM149 143H150V142H149ZM152 143H155V142H152ZM195 143H196V142H195ZM198 143H199V142H198ZM229 143H228V145H229ZM21 144H22V143H21ZM45 144H46V143H45ZM56 144H57V143H56ZM56 144H54V146H55ZM58 144H59V143H58ZM65 144H66V143H65ZM69 144H70V143H69ZM69 144H68V146H69ZM97 144H98V143H97ZM124 144H125V142H124ZM129 144H130V143H129ZM169 144H170V146H171V143H169ZM169 144H168V145H169ZM213 144H214V143H213ZM222 144H224V143H222ZM101 145H102V144H101ZM121 145H122V144H121ZM138 145H139V144H138ZM141 145H142V144H141ZM181 145H182V144H181ZM218 145H219V144H218ZM225 145H226V144H225ZM230 145H229V146H230ZM22 146H23V145H22ZM57 146H59V145H57ZM61 146H62V145H61ZM91 146H92V145H91ZM95 146H96V144H95ZM98 146H99V145H98ZM129 146H130V145H129ZM134 146L136 147L135 144H134ZM146 146H147V145H146ZM174 146H175V145H174ZM59 147H60V146H59ZM99 147H100V146H99ZM106 147H107V146H106ZM120 147H121V146H120ZM131 147H132V146H131ZM142 147H143V146H142ZM142 147H141V148H142ZM188 147H189V146H188ZM193 147H194V146H193ZM23 148H24V147H23ZM118 148H119V147H118ZM118 148H117V149H118ZM128 148H129V147H128ZM133 148H134V147H132V149H133ZM219 148H220V147H219ZM221 148H222V147H221ZM221 148H220V149H221ZM32 149H33V148H32ZM51 149H52V148H51ZM53 149H54V148H53ZM53 149H52V150H53ZM59 149H60V148H59ZM103 149H104V148H103ZM103 149L101 148V150H103ZM109 149H110V148H109ZM134 149H135V148H134ZM240 149H241V150H240ZM19 150H20V147H19ZM30 150H31V149H30ZM46 150H47V149H46ZM126 150L129 151V150H131V148L126 149ZM136 150H138V149H136ZM239 150H240L241 153H238ZM32 151H33V150H32ZM54 151H56V150L54 149ZM59 151H60V150H59ZM118 151H119V149H118ZM131 151H132V150H131ZM185 151H186V150H185ZM217 151H218V150H217ZM217 151H216V152H217ZM225 151H226V150H225ZM24 152H25V151H24ZM50 152H51V151H50ZM56 152H57V151H56ZM79 152H80V151H79ZM104 152H105V150H104ZM109 152H110V151H109ZM109 152H108V153H109ZM111 152H112V151H111ZM114 152H116V151H114ZM114 152H113V153H114ZM132 152H133V151H132ZM132 152H130V153H132ZM142 152H143V151H142ZM178 152H179V151H178ZM178 152H177V154H178ZM227 152H228V151H227ZM30 153H31V152H30ZM30 153H29V154H30ZM59 153H60V152H59ZM88 153H89V152H88ZM122 153H123V152H122ZM125 153H126V152H125ZM136 153H137V154H140V153H138V151H137ZM187 153H189V152H187ZM197 153H198V152H197ZM211 153H212V152H211ZM223 153H224V152H223ZM225 153H226V152H225ZM243 153H244V152H243ZM16 154H17V153H16ZM33 154H34V152H33ZM33 154H32V156H33ZM42 154H43V153H42ZM64 154H65V153H64ZM72 154H73V153H72ZM81 154H82V153H81ZM85 154H86V153H85ZM90 154H91V153H90ZM110 154H111V153H110ZM142 154H143V153H142ZM179 154H180V153H179ZM209 154H210V153H209ZM209 154H208V155H209ZM26 155H27V154H26ZM30 155H31V154H30ZM73 155H74V154H73ZM75 155H76V154H75ZM77 155H78V153H77ZM88 155H89V154H88ZM97 155H100V156H101V154H97ZM106 155H107V153H106ZM108 155H109V154H108ZM117 155H118V157H120L119 154H117ZM124 155H126V154H124ZM127 155H128V154H127ZM131 155L133 156V155H135V154H131ZM164 155H166V154H164ZM168 155H169V154H168ZM170 155H171V154H170ZM186 155H187V154H186ZM217 155H218V154H217ZM222 155H223V154H222ZM9 156H10V155H9ZM20 156H21V155H20ZM51 156H52V155H50V157H51ZM70 156H71V155H70ZM110 156H112V154H111ZM129 156H130V155H129ZM129 156H127V157H129ZM172 156H173V155H172ZM181 156H183V155H181ZM184 156H185V155H184ZM226 156H227V155H226ZM243 156H244V154H243ZM243 156H242V157H243ZM13 157H14V156H13ZM39 157H40V156L38 155L37 158H39ZM55 157H56V156H55ZM84 157H85V156H84ZM87 157H88V156H87ZM87 157H86V158H87ZM92 157H94V155H93ZM127 157H126V158H127ZM130 157H131V156H130ZM135 157H136V155H135ZM154 157H158V156H154ZM208 157H209V156H208ZM220 157L222 158V156H219V158H220ZM224 157H225V156H224ZM239 157H241V156H239ZM16 158H18V157H16ZM19 158H20V157H19ZM33 158H35V157H33ZM51 158H52V157H51ZM90 158H91V157H90ZM111 158L114 160L113 157H111ZM126 158L124 159V161L126 160ZM158 158H159V157H158ZM158 158H157V159H158ZM243 158H244V157H243ZM42 159H43V158H42ZM42 159H41V160H42ZM87 159H88V158H87ZM93 159H94V158H93ZM96 159H97V158H96ZM98 159H99V158H98ZM112 159H110V160H112ZM0 160H1V159H0ZM19 160H20V159H19ZM60 160H61V159H60ZM81 160H82V159H81ZM84 160H85V159H84ZM113 160H112V161H113ZM116 160H117V159H115V161H116ZM122 160H123V159H122ZM134 160H135V159H134ZM150 160H151V159H150ZM152 160H153V159H152ZM168 160H169V159H168ZM170 160H171V159H170ZM201 160H202V159H201ZM201 160H200V161H201ZM219 160H221V159H219ZM222 160H223V159H222ZM228 160H229V159H228ZM241 160H243V159H241ZM245 160H246V157H245ZM1 161H2V160H1ZM17 161H18V160H17ZM34 161H35V160H34ZM90 161H91V160H90ZM90 161H89V162H90ZM104 161H105V160H104ZM108 161H109V160H108ZM117 161H118V160H117ZM127 161H128V160H127ZM239 161H240V160H239ZM243 161H244V160H243ZM7 162H8V161H7ZM12 162H13V161H12ZM29 162H30V161H29ZM36 162H37V161H36ZM58 162H59V160L57 161V164H58ZM70 162H71V161H70ZM79 162H80V161H79ZM96 162H99V161H96ZM109 162H110V161H109ZM113 162H114V161H113ZM132 162H133V161H132ZM165 162H166V161H165ZM197 162H198V160H197ZM10 163H11V162H10ZM18 163H20V162H18ZM21 163H23V160L21 161ZM24 163H27L26 159H25V162H24ZM31 163H32V161H31ZM31 163H30V164L28 163V164L31 165ZM59 163H60V162H59ZM114 163H115V162H114ZM152 163H153V162H152ZM162 163H163V162H162ZM169 163H170V162H169ZM194 163H196V161H195ZM218 163H219V162H218ZM220 163H221V162H220ZM232 163H233V162H232ZM234 163H235V162H234ZM234 163H233V164H234ZM12 164H13V163H12ZM33 164H34V163H33ZM35 164H36V163H35ZM81 164H82V163H81ZM81 164H80V165H81ZM93 164H94V163H93ZM124 164H125V163H124ZM124 164H122V165H124ZM126 164H127V163H126ZM159 164H160V163H159ZM235 164H236V163H235ZM26 165H27V164H26ZM29 165H28V166H29ZM69 165H70V164H69ZM104 165H105V164H104ZM115 165H117V164H115ZM140 165H142V164H140ZM165 165H166V164H165ZM174 165H176V164H174ZM174 165H173V166H174ZM197 165H198V164H197ZM238 165H239V163H238ZM259 165H260V164H259ZM8 166H9V165H8ZM22 166H23V165H22ZM28 166H27V167H28ZM31 166H33V165H31ZM31 166H30V167H31ZM35 166H36V165H35ZM75 166H76V165H75ZM84 166H85V165H84ZM94 166H98V165H95V164H94ZM94 166H93V167H94ZM106 166H107V165H106ZM117 166H118V165H117ZM126 166H127V165H126ZM149 166H150V165H149ZM177 166H178V165H177ZM17 167H18V166H17ZM24 167H25V166H24ZM52 167H53V166H52ZM59 167H60V165H59ZM85 167H86V166H85ZM85 167H84V168H85ZM115 167H116V166H115ZM124 167H125V166H124ZM142 167H143V165H142ZM146 167H147V166H146ZM157 167H159V166H157ZM197 167H198V166H197ZM197 167H196V168H197ZM215 167H216V166H215ZM217 167H218V165H217ZM259 167H260V166H259ZM9 168H10V167H9ZM31 168H32V167H31ZM46 168H47V167H46ZM49 168H50V167H49ZM75 168H77V167H75ZM107 168H108V171H109V167H107ZM125 168L128 169V167H125ZM138 168H140L141 170L144 169V167H143V168L138 167ZM155 168H156V167H155ZM11 169H13V167H12ZM18 169H19V168H18ZM21 169H22V168H21ZM23 169H24V168H23ZM44 169H45V167H44ZM55 169H56V168H55ZM60 169H61V168H60ZM70 169H71V168H70ZM72 169H73V168H72ZM87 169H88V168H87ZM91 169H92V168H91ZM112 169H114V168L112 167ZM112 169H111V170H112ZM153 169H154V168H153ZM153 169H152V170H153ZM159 169H160V168H159ZM194 169H195V168H194ZM219 169H220V168H219ZM6 170H7V169H6ZM24 170H25V169H24ZM35 170H38V169H35ZM53 170H54V167H53ZM78 170H79V169H78ZM103 170H104V169H103ZM115 170H117V169H115ZM115 170H113V171H115ZM119 170H120V169H119ZM121 170H123V169H121ZM128 170H129V169H128ZM136 170H138V169H136ZM157 170H158V169H157ZM1 171H2V170H1ZM14 171H15V170H14ZM19 171H20V170H19ZM67 171H68V170H67ZM76 171H77V169H76ZM79 171H81V170H79ZM113 171H112V172H113ZM209 171H210V170H209ZM243 171L245 172V170H243ZM15 172H17V171H15ZM27 172H28V171H27ZM31 172H32V171H31ZM54 172H55V170H54ZM112 172H111V173H112ZM120 172H122V171H120ZM141 172H143V170H142ZM195 172H196V171H195ZM7 173H8V172H7ZM21 173H24V172H21ZM25 173H26V171H25ZM33 173H34V171H33ZM44 173H45V172H44ZM51 173H52V172H51ZM97 173H98V172H97ZM100 173H101V172H100ZM115 173H116V172H115ZM133 173H134V171H133ZM137 173H138V172H137ZM145 173H146V172H145ZM150 173H151V172H150ZM176 173H177V172H176ZM208 173H209V172H208ZM2 174H3V173H2ZM8 174H9V173H8ZM18 174H19V172H18ZM31 174H32V173H31ZM52 174H53V173H52ZM101 174H102V173H101ZM107 174H108V173H107ZM118 174H119V173H118ZM122 174H123V173H122ZM122 174H121V176H122ZM142 174H143V173H142ZM178 174H179V173H177V176H178ZM12 175H13V170H12ZM19 175H20V174H19ZM26 175H27V173H26ZM32 175L34 176V174H32ZM39 175H40V174H39ZM55 175H56V174H55ZM64 175L66 176V172L64 173ZM64 175H62V176H64ZM72 175H73V174L71 173V176H72ZM75 175H77V174H75ZM99 175H100V174H99ZM103 175H104V173H103ZM116 175H117V174H116ZM125 175H126V174H125ZM136 175H137V174H136ZM210 175H211V174H210ZM215 175H216V174H215ZM231 175H232V174H231ZM3 176H4V175H3ZM16 176H17V174H16ZM33 176H32V177H33ZM56 176H57V175H56ZM60 176H61V175H60ZM79 176H80V175H78V178H79ZM100 176H101V175H100ZM111 176H112V175H111ZM117 176H118V175H117ZM137 176H138V175H137ZM141 176H142V175L139 176V181L142 180V179H140ZM187 176H188V175H187ZM211 176H214V175H211ZM37 177L40 178V176H37ZM109 177H110V176H109ZM118 177H119V176H118ZM118 177H117V178H118ZM130 177H131V175H130ZM135 177H136V176H135ZM26 178H27V177H26ZM42 178H43V176H42ZM49 178H50V177H49ZM52 178H54V177H52ZM60 178H61V177H60ZM63 178H64V177H63ZM66 178H67V177H66ZM66 178H65V179H66ZM106 178H107V175H106ZM117 178H116V179H117ZM121 178H123V177H121ZM141 178H142V177H141ZM184 178H185V177H184ZM186 178H187V177H186ZM191 178H192V177H191ZM212 178H213V177H212ZM214 178H215V176H214ZM36 179H37V178H36ZM40 179H41V178H40ZM40 179H39V180H40ZM43 179H44V178H43ZM116 179H115V180H116ZM126 179H127V178H126ZM126 179H125V180H126ZM136 179H137V177H136ZM161 179H162V178H161ZM179 179H180V178H179ZM207 179H208V178H207ZM0 180L2 181V179H0ZM3 180H5V179H3ZM24 180H25V178H24ZM55 180H56V179H55ZM67 180H68V179H66V181H67ZM75 180H76V179H75ZM79 180H80V179H79ZM79 180H78V181H79ZM104 180H105V179H104ZM104 180H103V181H104ZM112 180H113V179H112ZM112 180H111V184H113V183H112ZM119 180H120V179H119ZM121 180H124V178L121 179ZM171 180H172V179H171ZM181 180H182V178H181ZM183 180H184V179H183ZM186 180H187V179H186ZM186 180L184 181L185 183L187 182ZM200 180H201V179H200ZM1 181H0V182H1ZM84 181H85V180H84ZM84 181H83V183H84ZM92 181H93V180H92ZM95 181H96V180H95ZM99 181H100V179H99ZM103 181H101V182H103ZM127 181H128V180H127ZM133 181H134V180H133ZM193 181H194V180H193ZM209 181H210V180H209ZM228 181H229V180H228ZM10 182H11V181H10ZM10 182H9V184H10ZM42 182H43V181H42ZM47 182H48V180H47ZM49 182H50V181H49ZM52 182H53V181H52ZM56 182H57V181H56ZM63 182H65L64 179H63ZM69 182L72 183L71 181H69ZM75 182H76V181H75ZM75 182H74V184H75ZM88 182H89V181H88ZM90 182H91V181H90ZM93 182H94V181H93ZM97 182H98V181H97ZM107 182H108V180H107ZM117 182L119 183L120 181L117 180ZM117 182H116V183H117ZM136 182H138V180H137ZM136 182H134V183H136ZM163 182H164V181H163ZM6 183H7V182H6ZM53 183H54V182H53ZM60 183H62V181H61ZM65 183L69 184L68 182H65ZM80 183L82 184V182H80ZM116 183H115V184H116ZM120 183H121V182H120ZM125 183H127V182H125ZM139 183H140V182H139ZM181 183H182V181H181ZM193 183H194V182H193ZM13 184H15V183H13ZM55 184H56V183H55ZM86 184H87V183H86ZM86 184H85V185H86ZM97 184H98V183H97ZM103 184H105V183H103ZM108 184H109V183H108ZM123 184H124V182L121 184V186H122ZM130 184H131V183H130ZM150 184H152V182H151ZM57 185H58V182H57ZM69 185H70V184H69ZM98 185H100V183H99ZM119 185H120V184H119ZM124 185H125V184H124ZM124 185H123V186H124ZM126 185H128V184H126ZM134 185H135V184H134ZM185 185H186V184H185ZM193 185H194V184H193ZM9 186H10V185H9ZM40 186H41V185H40ZM51 186H52V184H51ZM65 186H67V185H65ZM87 186H88V184H87ZM89 186H90V185H89ZM91 186H92V184H91ZM100 186H101V185H100ZM130 186H132V185H130ZM141 186H143V185H141ZM149 186H150V185H149ZM153 186H155V185L153 184ZM12 187H13V186H12ZM21 187H22V186H21ZM47 187H49L48 184H47ZM69 187H70V186H69ZM73 187H74V186H73ZM75 187H76V186H75ZM103 187H104V186H103ZM103 187H102V188H103ZM146 187H147V186H146ZM160 187H161V186H160ZM236 187H237V186H236ZM245 187H246V186H245ZM3 188H4V187H3ZM53 188H54V187H53ZM59 188H60V187H59ZM95 188H96V187H95ZM98 188H99V186H98ZM108 188H109V187H108ZM117 188H118V186H117ZM121 188H122V187H121ZM155 188H156V187H155ZM214 188H215V187H214ZM10 189H11V188H10ZM13 189H14V187H13ZM68 189H69V188H68ZM75 189L77 190L78 187L75 188ZM82 189H83V188H82ZM99 189H100V188H99ZM119 189H120V188H119ZM145 189H146V188H145ZM145 189H144V191H145ZM151 189H152V188H151ZM156 189H157V188H156ZM162 189H163V188H162ZM179 189H180V188H179ZM185 189H186V188H185ZM16 190H17V189H16ZM50 190H51V189H50ZM52 190H53V189H52ZM69 190H70V189H69ZM83 190H84V189H83ZM88 190H90V189H88V187H87V191H88ZM96 190H97V189H96ZM100 190H102V189H100ZM112 190H113V189H112ZM112 190H111V191H112ZM136 190H137V189H135L134 191H136ZM154 190H155V189H154ZM159 190H160V189H159ZM159 190H156L154 193H156V192L159 191ZM168 190H170V189L168 188ZM202 190H203V188H202ZM233 190H235V189L233 188ZM3 191L6 192L5 190H3ZM48 191H49V190H48ZM60 191H61V190H60ZM64 191H65V190H64ZM64 191H63V192H64ZM81 191H82V190H81ZM91 191L93 192V190H91ZM97 191H98V190H97ZM106 191H108V190H106ZM106 191H105V192H106ZM149 191H150V190H149ZM162 191H163V190H162ZM170 191H171V190H170ZM179 191H180V190H179ZM179 191H178V192H179ZM183 191H184V189H183ZM214 191H215V190H214ZM1 192H2V191H1ZM61 192H62V191H61ZM63 192H62V194H63ZM65 192H66V191H65ZM68 192H69V191H68ZM68 192H66V193L68 194ZM71 192H72V191H71ZM85 192H86V191H85ZM103 192H104V191H102V194H104ZM117 192H118V191H117ZM163 192H164V191H163ZM172 192H173V191H172ZM216 192H217V191H216ZM247 192H248V191H247ZM256 192H257V191H256ZM260 192H261V191H260ZM260 192H258V193H260ZM74 193H75V192H74ZM79 193H81V192H79ZM97 193H98V192H97ZM108 193H109V192H108ZM134 193H136V192H134ZM149 193H150V192H149ZM176 193H177V192H176ZM236 193H238V192H236ZM54 194H55V193H54ZM60 194H61V193H60ZM70 194H71V193H70ZM70 194H69V195H70ZM77 194H78V193H77ZM126 194L129 195V193H126ZM150 194H151V193H150ZM152 194H153V193H152ZM174 194H175V193H174ZM174 194H173V195H174ZM200 194H201V193H200ZM202 194H203V192H202ZM212 194H213V193H212ZM217 194H218V193H217ZM217 194H216V195H217ZM52 195H53V194H52ZM80 195H81V194H80ZM91 195H93V194H91ZM96 195H97V194H96ZM104 195H105V197H106V195H108V194H104ZM138 195H139V194H138ZM141 195H142V194H141ZM143 195H144V194H143ZM175 195H176V194H175ZM213 195H214V194H213ZM234 195H235V194H234ZM259 195H260V194H259ZM2 196H3V194H2ZM2 196H1V197H2ZM39 196H40V195H39ZM61 196H62V195H61ZM63 196H64V195H63ZM87 196H88V194H87ZM87 196H86V197H87ZM133 196H134V194H133ZM136 196H137V195H136ZM170 196H171V194H170ZM219 196H220V195H219ZM240 196H241V195H240ZM249 196H250V194H249ZM93 197H94V196H93ZM98 197H99V196H98ZM124 197H125V196H124ZM161 197H162V196H161ZM209 197H210V196H209ZM2 198H3V197H2ZM59 198H60V197H59ZM71 198H72V197H71ZM94 198H95V197H94ZM99 198H100V197H99ZM103 198H104V197H103ZM167 198H168V197H167ZM174 198H175V197H174ZM178 198H179V197H178ZM178 198H177V200H178ZM186 198H187V196H186ZM15 199H16V198H15ZM53 199H54V198H53ZM73 199H74V197H73ZM122 199H123V198H122ZM165 199H166V197H165ZM198 199L200 200V198H198ZM207 199H208V198H207ZM211 199H212V198H211ZM211 199H210V200H211ZM33 200H34V199H33ZM33 200H32L31 203L34 202ZM58 200H60V202H61L62 199L60 198V199H58ZM58 200H57V201H58ZM92 200H94V199H92ZM104 200H105V199H104ZM133 200H134V198H133ZM174 200H175V199H174ZM179 200H180V199H179ZM183 200H184V199H183ZM188 200H189V199H188ZM199 200H198V201H199ZM214 200H215V199H214ZM239 200H240V199H239ZM242 200H243V199H242ZM258 200H259V199H258ZM261 200H262V198H261ZM261 200H260V201H261ZM2 201H3V200H2ZM11 201H13V200H10V202H11ZM21 201H22V200H21ZM21 201H20V202H21ZM23 201H24V200H23ZM41 201H43V200H41ZM63 201H65V197H64ZM63 201H62V202H63ZM67 201H68V200H67ZM89 201H90V200H89ZM95 201H96V200H95ZM108 201H109V200H108ZM108 201H107V205H108ZM110 201H111V200H110ZM112 201H113V200H112ZM148 201H149V200H148ZM169 201H170V200H169ZM195 201H196V200H195ZM262 201H263V200H262ZM3 202H4V201H3ZM29 202H30V200H29ZM77 202H78V201H77ZM81 202H82V201H81ZM85 202H86V200H85ZM96 202H97V201H96ZM100 202H101V201H100ZM100 202H99V203H100ZM102 202H103V201H102ZM113 202H114V201H113ZM126 202H127V201H126ZM129 202H130V201H129ZM175 202H176V201H175ZM211 202H212V201H211ZM215 202H216V201H215ZM7 203H8V202H7ZM37 203H39V200L37 201ZM94 203H95V202H94ZM97 203H98V202H97ZM97 203H95V204H97ZM127 203H128V202H127ZM148 203H150V202H148ZM153 203H154V202H153ZM157 203H158V202H157ZM172 203H173V202H172ZM243 203H244V202H243ZM2 204H3V203H2ZM4 204H5V203H4ZM11 204L13 205V203H11ZM18 204H19V203H18ZM18 204H17V205H18ZM22 204L24 205L25 203H22ZM82 204H83V203H82ZM82 204H81V205H82ZM101 204H102V203H101ZM111 204H112V203H111ZM209 204H211V203H209ZM6 205H7V204H6ZM9 205H10V204H8V206H9ZM25 205H26V204H25ZM30 205H32V204H30ZM37 205H38V204H37ZM59 205H60V204H59ZM62 205H63V204H62ZM62 205H61V206H62ZM69 205H71V204H69ZM75 205H76V204H75ZM84 205H85V204H84ZM112 205H113V204H112ZM146 205H147V204H146ZM150 205H151V204H150ZM153 205H154V204H153ZM213 205H214V204H213ZM15 206H16V205H15ZM18 206H19V205H18ZM40 206H41V205H40ZM40 206H39V207H40ZM42 206H43V205H42ZM44 206L46 207V205H44ZM47 206H48V205H47ZM72 206H73V204L71 205V207H72ZM77 206H78V205H77ZM77 206H76V207H77ZM89 206H90V205H89ZM126 206H127V205H126ZM138 206H139V205H138ZM167 206H169V205H167ZM39 207H38L37 209H40ZM45 207H44V208H45ZM49 207H50V206H49ZM67 207H68V206H67ZM82 207H83V206H82ZM108 207H109V206H108ZM124 207H125V206H124ZM136 207H137V206H136ZM176 207H177V206H175V208H176ZM180 207H181V206H180ZM259 207H260V206H259ZM3 208H4V207H3ZM31 208H32V207H31ZM35 208H36V207H35ZM58 208H59V207H58ZM87 208H88V207H87ZM106 208H107V207H106ZM106 208H105V209H106ZM128 208H129V207H128ZM158 208H159V207H158ZM173 208H174V207H173ZM213 208H214V207H213ZM213 208H211V209H213ZM4 209H5V208H4ZM7 209H8V208H7ZM7 209H5V210H7ZM60 209H62V208L60 207ZM60 209H59V210H60ZM70 209H71V208H70ZM80 209H81V208H80ZM115 209H116V208H115ZM130 209H132L131 206H130ZM142 209H144V208H142ZM142 209H141V207H140V209H138V210L141 211ZM252 209H253V208H252ZM262 209H263V208H262ZM10 210H11V209H10ZM18 210H19V209H18ZM25 210H26V209H25ZM59 210H58V212H59ZM84 210H85V209H84ZM109 210H110V209H108L107 211H109ZM121 210H122V209H121ZM135 210H137V209L135 208ZM225 210H227V209H225ZM237 210H238V209H237ZM242 210H243V209H242ZM242 210H241V212H242ZM11 211H13V210H11ZM20 211H21V209H20ZM31 211H32V210H31ZM62 211H63V210H62ZM200 211H201V210H200ZM246 211H247V210H246ZM249 211H250V210H249ZM23 212H24V211H23ZM25 212H26V211H25ZM28 212H29V211H28ZM115 212H116V210H115ZM173 212H174V211H173ZM204 212H205V211H204ZM204 212H203V213H204ZM233 212H234V211H233ZM256 212H258V211H256ZM4 213H5V212H4ZM4 213H3V214H4ZM30 213H31V212H30ZM32 213H33V212H32ZM54 213H55V212H54ZM56 213H57V212H56ZM65 213H66V212H65ZM72 213H73V212H72ZM98 213H99V212H98ZM141 213H142V212H141ZM146 213H148V212H146ZM152 213H153V212H152ZM200 213H201V212H200ZM239 213H240V212H239ZM250 213H251V212H250ZM263 213H264V212H263ZM25 214H26V213H25ZM74 214H76V213H74ZM104 214H105V212H104ZM111 214H112V213H111ZM116 214H117V213H116ZM144 214H145V213H144ZM211 214H212V213H211ZM223 214H224V213H223ZM227 214H228V213H227ZM240 214H241V213H240ZM257 214H259V213H257ZM7 215L9 216L8 213H7ZM10 215H11V214H10ZM12 215H13V214H12ZM57 215H58V214H57ZM67 215H69V214L67 213ZM71 215H72V214H71ZM77 215H78V214H77ZM81 215H82V214H81ZM99 215H100V214H99ZM99 215H98V216H99ZM154 215H156V214H154ZM260 215H261V214H260ZM14 216H15V215H14ZM22 216H23V215H22ZM22 216L19 217V215H18V218H17V219L23 220V219H22ZM24 216H25V215H24ZM62 216H63V215H62ZM69 216H70V215H69ZM82 216H83V215H82ZM112 216H113V215H112ZM114 216H115V215H114ZM189 216H191V215H189ZM210 216H211V215H210ZM223 216H224V215H223ZM232 216H233V215H232ZM235 216H236V215H234V217H235ZM255 216H256V215H255ZM15 217H16V216H15ZM76 217H78V216H76ZM99 217H100V216H99ZM115 217H116V216H115ZM124 217H125V216H124ZM253 217H254V216H253ZM11 218H13V217L11 216ZM37 218H39V217H37ZM43 218H44V217H43ZM49 218H50V216H49ZM87 218H88V217H87ZM125 218H126V217H125ZM125 218H124V220H125ZM192 218H193V217H192ZM192 218H191V219H192ZM198 218H199V217H198ZM207 218H208V217H207ZM251 218H252V217H251ZM0 219H1V218H0ZM9 219H10V218H9ZM13 219H14V218H13ZM15 219H16V218H15ZM25 219H26V218H25ZM25 219H24V220H25ZM46 219H47V218H46ZM54 219H55V218H54ZM57 219H58V217H57ZM62 219H64V218H62ZM122 219H123V218H122ZM128 219H129V218H128ZM159 219H160V218H159ZM161 219H162V218H161ZM182 219H183V218H182ZM185 219H186V218H185ZM234 219H235V218H234ZM1 220H2V219H1ZM4 220H5V219H4ZM69 220H70V219H69ZM112 220H113V219H112ZM114 220H115V219H114ZM195 220H196V219H195ZM251 220H252V219H251ZM13 221H14V220H13ZM18 221H19V220H18ZM37 221H38V220H37ZM39 221H41V220H39ZM63 221H64V220H63ZM66 221H67V220H66ZM66 221H65V222H66ZM126 221H127V220H126ZM176 221H177V220H176ZM188 221H189V219H188ZM3 222H4V221H3ZM3 222H2V223H3ZM14 222H15V221H14ZM20 222H21V221H20ZM20 222H19V223H20ZM22 222H23V221H22ZM25 222H26V221H25ZM59 222H60V221H59ZM65 222H64V223H65ZM89 222H90V221H89ZM91 222H92V221H91ZM189 222H190V221H189ZM6 223H7V222H6ZM6 223H5V224H6ZM10 223H11V222H10ZM57 223H58V221H57ZM57 223H55V224H57ZM68 223H69V222H68ZM75 223H76V222H75ZM101 223H103V222H101ZM112 223H114V222H112ZM131 223H132V222H131ZM227 223H228V222H227ZM238 223H239V222H238ZM252 223H253V222H252ZM12 224H13V223H12ZM12 224H11V225H12ZM16 224H17V223H16ZM22 224H23V223H22ZM40 224H42V223H40ZM40 224H39V225H40ZM53 224H54V223H53ZM66 224H67V222H66ZM69 224H70V223H69ZM86 224H87V222H85V225H86ZM96 224L98 225V223H96ZM255 224H256V223H255ZM6 225H7V224H6ZM39 225H38V226H39ZM76 225H77V224H76ZM221 225H222V224H221ZM226 225H227V224H226ZM226 225H224V226L226 227ZM23 226H25V225H23ZM38 226H37V227H38ZM45 226H46V223H45ZM45 226H44V227H45ZM82 226H83V225H82ZM115 226H116V224H115ZM158 226H159V225H158ZM215 226H216V225H215ZM215 226H214V227H215ZM3 227H4V226H3ZM14 227H15V224H14ZM14 227H13V228H14ZM39 227H40V226H39ZM42 227H43V226L41 225V229H42ZM56 227H57V226H56ZM75 227H76V226H75ZM87 227H88V226H87ZM90 227H91V226H90ZM102 227H103V226H102ZM104 227H105V226H104ZM148 227H149V226H148ZM161 227H162V226H161ZM221 227H222V226H221ZM57 228H58V227H57ZM111 228H112V230H113V227H111ZM123 228H124V227H123ZM162 228H164V227H162ZM175 228H176V227H175ZM226 228H227V227H226ZM20 229H21V228H20ZM39 229H40V228H39ZM47 229H48V227H47ZM54 229H55V228H54ZM68 229H70V228H68ZM71 229H72V228H71ZM81 229H82V228H81ZM85 229H86V228H85ZM114 229H115V227H114ZM121 229H122V227H121ZM121 229H120V230H121ZM153 229H154V228H153ZM179 229H180V228H179ZM215 229H216V228H214V230H215ZM217 229H218V228H217ZM253 229H255V226H254ZM4 230H5V228H4ZM6 230H9V228L6 229ZM27 230H28V229H27ZM36 230H37V229H36ZM43 230H44V229H43ZM43 230H42V231H43ZM55 230H56V229H55ZM83 230H84V229H83ZM159 230H160V229H159ZM211 230H212V229H211ZM219 230H220V229H219ZM13 231H14V230H13ZM19 231H20V230H19ZM34 231H35V229H34ZM42 231H41V233H42ZM53 231H54V230H53ZM115 231H116V230H115ZM118 231H119V230H118ZM125 231H126V230H125ZM140 231H141V229H140ZM177 231H178V228H177ZM227 231H228V230H227ZM239 231H240V230H239ZM251 231H252V230H251ZM29 232H30V231H29ZM35 232H36V231H35ZM45 232H46V228H45ZM73 232H75L74 229H73L72 233H73ZM102 232H103V231H102ZM126 232H128V231H126ZM129 232H131V231H129ZM129 232H128V233H129ZM132 232H133V231H132ZM186 232H187V231H186ZM190 232H191V231H190ZM198 232H199V231H198ZM215 232H216V231H215ZM220 232H221V230H220ZM5 233H6V232H5ZM63 233L65 234V231H64ZM70 233H71V232H70ZM188 233H189V231H188ZM200 233H201V232H200ZM27 234H28V233H27ZM32 234H33V233H32ZM57 234H59V233H57ZM75 234H76V233H75ZM75 234H74V235H75ZM77 234H78V233H77ZM101 234H102V233H101ZM126 234H127V233H126ZM186 234H187V233H186ZM194 234H195V233H194ZM215 234H216V236H218L217 233H215ZM221 234H222V233H221ZM223 234H224V233H223ZM21 235H22V234H21ZM21 235H20V233H19V236H20V237H21ZM36 235H37V234H36ZM41 235H42V234H41ZM66 235H67V234H66ZM141 235H142V232H141ZM195 235H196V234H195ZM226 235H227V234H226ZM237 235H239V233H238ZM256 235H257V234H256ZM5 236H6V235H5ZM28 236H29V235H28ZM39 236H40V235H39ZM52 236H53V235H52ZM54 236H55V235H54ZM69 236H70V235H68V237H69ZM76 236H77V235H76ZM160 236H161V235H160ZM180 236H181V235H180ZM184 236H185V235H184ZM189 236H190V234H189ZM191 236H192V234H191ZM191 236H190V237H191ZM196 236H197V235H196ZM213 236H214V235H213ZM260 236H261V235H260ZM12 237H14V236H11V238H12ZM17 237H18V236H17ZM29 237H30V236H29ZM49 237H50V236H49ZM60 237H61V236H60ZM101 237H102V236H101ZM120 237H121V236H120ZM136 237H137V236H136ZM166 237H167V236H166ZM214 237H215V236H214ZM1 238H3V236H1ZM32 238H33V237H32ZM41 238H42V236H41ZM73 238H74V237H73ZM140 238H142V236H141ZM168 238H169V237H168ZM180 238H181V237H180ZM217 238H218V237H217ZM227 238H228V237H227ZM254 238H256V237H254ZM24 239H25V238H24ZM131 239H132V238H131ZM136 239H137V238H136ZM182 239H184V237H183ZM235 239H236V238H235ZM235 239H234V240H235ZM14 240H15V239H14ZM21 240H22V239H21ZM27 240H28V239H27ZM29 240H30V239H29ZM72 240H73V239H72ZM94 240H95V239H94ZM99 240H100V237H99ZM145 240H147V239H145ZM193 240H194V239H193ZM218 240H219V239H218ZM226 240H227V239H226ZM229 240H230V239H229ZM231 240H232V239H231ZM236 240H237V239H236ZM236 240H235L234 243H236ZM0 241H2V240H0ZM10 241H11V239H10ZM18 241H19V239H18ZM73 241H75V240H73ZM118 241H119V240H118ZM137 241H138V239H137ZM177 241H179V240H177ZM219 241H220V240H219ZM237 241H238V240H237ZM254 241H255V239H254ZM32 242H33V241H32ZM34 242H36V241H34ZM77 242H78V239H77ZM99 242H100V241H99ZM139 242H140V241H139ZM145 242H146V241H145ZM210 242H211V241H210ZM9 243H10V242H9ZM91 243H92V242H91ZM100 243H101V242H100ZM112 243H113V242H112ZM121 243H122V242H120V244H121ZM177 243H178V242H177ZM230 243L233 244V242L229 241V244H230ZM238 243H239V242H238ZM0 244H1V243H0ZM4 244H5V243H4ZM22 244H23V243H22ZM31 244H33V243H31ZM31 244H30V245H31ZM49 244H50V243H49ZM60 244H61V243H60ZM98 244H99V243H98ZM147 244H148V243H147ZM217 244H219V243H217ZM247 244H248V243H247ZM252 244H253V241H252ZM5 245H6V244H5ZM26 245H28V244L26 243ZM26 245H25V246H26ZM50 245H51V244H50ZM83 245H84V244H83ZM111 245H112V244H111ZM113 245H115V244H113ZM121 245H122V244H121ZM134 245H135V244H134ZM169 245H170V244H169ZM194 245H195V244H194ZM214 245H215V244H214ZM220 245H221V244H220ZM223 245H224V244H222V246H223ZM243 245H245V244H243ZM250 245H251V244H250ZM6 246H7V245H6ZM6 246H5V247H6ZM34 246H35V243H34ZM59 246H60V245H59ZM77 246H78V245H77ZM97 246H99V245H97ZM160 246H161V244L159 245V247H160ZM218 246H219V245H218ZM222 246H221V247H222ZM227 246H228V245H227ZM259 246H260V245H259ZM262 246H263V245H262ZM2 247H3V246H2ZM8 247H11V246L8 245ZM44 247H45V246H44ZM60 247H63V245L60 246ZM82 247H83V246H82ZM118 247H119V246H118ZM134 247H135V246H134ZM228 247H229V246H228ZM228 247H227V248H228ZM243 247H244V246H243ZM248 247H249V246H248ZM85 248H86V247H84V249H85ZM119 248H120V247H119ZM162 248H163V247H162ZM250 248H251V247H250ZM256 248H257V247H256ZM259 248H260V247H259ZM18 249H19V248H18ZM32 249H33V248H32ZM59 249H60V248H59ZM62 249H64V248H62ZM84 249H83V251H84ZM86 249H87V248H86ZM86 249H85V250H86ZM99 249H100V248H99ZM115 249H116V248H115ZM135 249H136V248H135ZM155 249H156V248H155ZM180 249H181V248H180ZM12 250H13V249L11 248V251H12ZM222 250H223V249H222ZM224 250H226V249H224ZM240 250H241V248H240ZM251 250L253 251V247H252ZM40 251H42V250L40 249ZM40 251H39V252H40ZM64 251H65V250H64ZM64 251H63V252H64ZM74 251H75V250H74ZM74 251H73V252H74ZM155 251H156V250H155ZM172 251H173V250H172ZM174 251H175V250H174ZM190 251H191V250H190ZM0 252H1V251H0ZM7 252H8V251H7ZM9 252H10V249H9ZM20 252H21V251H20ZM20 252H19V253H20ZM39 252H38V253H39ZM66 252L69 253V251H66ZM156 252H157V251H156ZM182 252H184V251H182ZM221 252H222V251H221ZM230 252H231V251H230ZM238 252H239V251H238ZM250 252H251V251H250ZM25 253H27V252H25ZM42 253H43V252H42ZM44 253H45V251H44ZM81 253H82V252H81ZM87 253H88V252H87ZM153 253H154V251H153ZM167 253H168V252H167ZM172 253H173V252H172ZM204 253H205V252H204ZM218 253H219V252H218ZM223 253H224V252H223ZM239 253H240V252H239ZM243 253H245V252L243 251ZM243 253H242V254H243ZM248 253H249V250H248ZM251 253H252V252H251ZM251 253H250V254H251ZM261 253H262V252H261ZM1 254H3V253H1ZM4 254H5V253H4ZM6 254H7V253H6ZM8 254L10 255V253H8ZM147 254H148V253H147ZM155 254H156V253H155ZM161 254H162V253H161ZM184 254H185V253H184ZM205 254H206V253H205ZM208 254H209V253H207V256H208ZM216 254H217V253H216ZM216 254H215V255H216ZM236 254H237V253H236ZM9 255H8V257H9ZM38 255H39V254H38ZM78 255H79V254H78ZM86 255H87V254H86ZM117 255H118V254H117ZM163 255H164V253H163ZM165 255H166V254H165ZM179 255H180V254H179ZM182 255H183V254H182ZM200 255H202V254H200ZM215 255H214V256H215ZM218 255H220V254H218ZM218 255H217V256H218ZM224 255H225V254H224ZM18 256H20V254H19ZM21 256H22V255H21ZM23 256H26V255H23ZM29 256H30V255H29ZM29 256H28V257H29ZM73 256H74V255H73ZM79 256H80V255H79ZM127 256H128V255H127ZM147 256H148V255H147ZM166 256H167V255H166ZM197 256H198V255H197ZM217 256H216V257H217ZM220 256H221V255H220ZM220 256H218V259H219ZM228 256H229V254H228ZM232 256L234 257L235 255H232ZM245 256H246V255H245ZM252 256H253V255H252ZM12 257H13V255H12ZM69 257H70V256H69ZM128 257H130V256H128ZM172 257H173V256H172ZM189 257H190V256H189ZM221 257H222V256H221ZM236 257H237V256H236ZM13 258H14V257H13ZM19 258H21V257H19ZM24 258H26V257H24ZM35 258H36V257H35ZM37 258H39V257H37ZM63 258H64V257H63ZM76 258H77V257H76ZM78 258H79V257H78ZM118 258H119V257H118ZM179 258H180V257H179ZM204 258H205V257H204ZM210 258H211V257H210ZM246 258H247V257H246ZM6 259H8V258H6ZM9 259H10V258H9ZM26 259H27V258H26ZM29 259H30V258H29ZM31 259H32V258H31ZM39 259H40V258H39ZM120 259H121V258H120ZM171 259H172V258H171ZM183 259H184V258H183ZM194 259H195V258H194ZM249 259H250V258H249ZM251 259H252V258H251ZM257 259H258V258H257ZM257 259H256V261H257ZM1 260H2V259H1ZM14 260H15V259H14ZM35 260H37V259H35ZM66 260H68V259H66ZM156 260H157V259H156ZM184 260H185V259H184ZM184 260H183V261H184ZM237 260H238V259H237ZM2 261H3V260H2ZM6 261H7V260H6ZM10 261L12 262L11 259H10ZM20 261H21V260H20ZM22 261H23V260H22ZM31 261H32V260H31ZM119 261H120V260H119ZM131 261H132V260H131ZM153 261H154V260H153ZM158 261H159V260H158ZM191 261H192V260H191ZM251 261H252V260H251ZM251 261H249V262H251ZM14 262H15V263H18V262H16V261H14ZM26 262H27V261H26ZM29 262H30V261H29ZM76 262L78 263V260H77ZM98 262H99V261H98ZM107 262H108V261H107ZM154 262H155V261H154ZM197 262H198V260H197ZM199 262H200V261H199ZM3 263H4V262H3ZM9 263H10V262H9ZM32 263H33V262H32ZM95 263H97V262H95ZM113 263H114V262H113ZM113 263H112V264H113ZM193 263H194V261H193ZM222 263H223V262H222ZM97 264H98V263H97ZM105 264H106V263H105ZM162 264H163V263H162ZM176 264H177V263H176ZM188 264H189V263H188ZM220 264H221V263H220ZM255 264H256V263H255Z\"/></svg>","mask_w":264,"mask_h":264}]
</instances>
